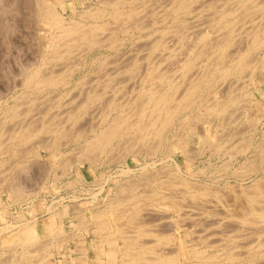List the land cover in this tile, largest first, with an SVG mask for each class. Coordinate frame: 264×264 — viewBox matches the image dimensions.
Instances as JSON below:
<instances>
[{"label": "rangeland", "instance_id": "obj_1", "mask_svg": "<svg viewBox=\"0 0 264 264\" xmlns=\"http://www.w3.org/2000/svg\"><path fill=\"white\" fill-rule=\"evenodd\" d=\"M98 1L99 0H75V6H73V2H74L73 0H71V1L70 0H64L63 3H59V4H57V6H58V10L65 16V18L67 17L66 18L67 20L71 19L72 21H76L77 20V21H81V22H84V23L87 22L86 23L87 25H91V23L94 24L93 21H95L93 18L84 19L82 17L83 18V20H82V18H80L81 17L80 15L78 16L77 14H74V11L76 10L75 12L79 13V10H80V12H82L84 9H86L87 7H91V6H93V8L96 9L97 8L96 6H98L97 5ZM156 1H157V3L160 1V4L162 3V1L165 2L164 4L162 3L161 5H165V4L168 3V2H166V0H148V1L147 0H142V1H139V3L138 2H134V6H135L134 8H137V6H139V5H140L139 6L140 8H141V5H142V8H143V6L148 8V4H149V8H150V5L153 4L157 8L156 12L162 13L163 9L161 10V8H159L161 6H158L160 4L157 5ZM167 1H169V0H167ZM220 1L221 0H217L215 2L218 4ZM233 1H231V0L230 1L222 0L221 2H223V3H221V4L222 5L225 4V7H227L228 3L231 4V2L233 3ZM37 3L39 4L38 0H37V2H36V0H0V108H2V110L0 109V120L4 119L5 118L4 116L7 115V113H8V116H10L9 113H11V111H12L10 109H13V111H15L16 113L20 112V110H19V112H17L18 111L17 108L21 109V112L23 111L22 113L21 112L19 113V115L21 114L20 116H18V115L12 116V121H11V118L9 119V117L7 116L8 118L6 117L5 120H1V122L2 121H4V122H2L0 124V128H1L0 132H3L2 136H1V140H2V142L4 141L3 144L0 146V261L5 260V258H6V260H8L9 257H10V260L14 259V258L17 259V257H18L17 254L20 255L19 257H21L22 254H23V251L25 249H26L25 251L27 252L28 249H31V248L33 249V247H35L34 249L38 250V251H35L34 255H32L33 256L32 259L34 258V261H35L36 258L38 259V260L36 259L35 262L33 261V263H35V264H51V263L55 262L54 260H56L55 264H58V262L60 263L61 260H66V262H67V258L65 259V256L66 257L68 256V260H70L69 259V255H71V254H69V255L65 254L64 256H62V254L65 253L64 247H66L67 244H80L79 247H81V248H78V249H79L81 258H78V261H82V259H83L82 257L83 256L85 257L86 256L85 253L88 252V244H96V246H97L96 254H95V256L91 257L90 264H97V263H101V262H103V264H108L110 260L109 261H107V260L110 259V258L107 257L108 253H106V251L109 252V250H110L109 246L112 243L111 242L109 243L108 242L109 240L107 241L106 238L108 239V238H111V236H112L113 238L116 237V239L114 238L115 241L117 240V244L116 245L118 246L117 247L118 253H117V259L116 260H118L119 264H121L120 261L122 260V258H121L122 256L120 257L121 254H119V251H120V249L123 250L122 246L124 248V241H123L124 240L123 239L124 236L128 237V236L131 235V236H133L132 238H134L135 236L137 237V235L140 234L137 230L140 231L141 228L142 229L145 228L144 230L147 233V236L150 235V233H151V235L148 236L150 238H146L147 236H145V238L142 237V240L143 241L146 240L145 242H148L149 245L150 244L154 245L152 243H156V240L159 241V238L161 236H163V235H160V234H162V233L165 234L166 233L165 236L167 237L166 238L167 240H165L164 242H166L168 240H170V242L172 240V242L169 243L170 245H168L166 243L165 246L164 245H160L159 246V244H158L159 247L158 246L157 247L161 251L164 250L163 252L160 251V253L165 254V253H167L166 250L172 252L171 249H176V247H177V248L180 249V252H181V255H182V264H197V263L200 264V260L195 258V257H193L192 256L193 254L191 255V253H193L192 251H194L195 248H196L195 251L197 249L200 250V251H203L204 249H207V251L205 250L207 252V254L208 253L209 254H211V253L216 254L217 255L216 259L217 260L219 259L218 261L221 262L220 264H222V263H224V264L225 263H227V264H255L254 262H252V263L249 262V258L251 256V254L248 253L250 248L248 247L249 245L247 246V244H251V241H252V244H253V240L254 239L259 240V241H261V239H262V241L264 242L263 227H261L262 228L261 231L263 233L260 232V231H259V233L257 231L255 233L254 231L257 229L256 227H255V230L253 229L254 231H251V227H250L249 223H243L241 220L237 221V219L241 218L240 214L244 211L242 207L243 206H248L249 207V201H250V199H249L250 196L249 195L252 193V191L253 192L257 191L258 192V193L256 192L257 193V199L258 200L260 199L259 203L257 204V205H259V206H257L258 207L257 209L260 210L261 209L260 207H262L263 208L262 210H264V197H263V195H264V159H263L264 158V153H263V151H264V140H263L264 139V120H262L260 122H258V120H253L255 118L259 119V117L264 113V112H262L261 110H258V108L255 107V104H257V103L259 104L260 101H263V103H264V81L262 80L261 75H260L261 74V70L263 69L261 64L264 63V61L262 60V59H264V56H262V55H264V52L259 56V59L257 61V64L260 67H256L255 66V67H252V68H248V69H246L247 71L244 70L242 73H240L241 75L238 74L239 76H232V78L229 77L231 79L228 78L231 82L236 81L235 82L236 85L234 83H232L233 85L231 83L230 84L228 83V84H226V87L223 88V90L224 89H226V90L222 91V90H220L217 87V82L213 83V81H211L213 83V85H214L213 87L215 88V86H216L217 89H218L217 90L216 88L214 89L212 87L213 88L212 91H213V93L218 91L216 93V94H218V96L217 95H213L212 92H211V94H208V93L206 94V92H204L205 94H202L203 97H201V99L196 102L195 106H194V104L192 105L193 102H191V101H189V103H186V104H189L190 106L185 104V108L187 106L189 108L190 107L191 108L189 110H187L186 112L181 113L179 115V117H177V119L175 120L174 126L172 127L171 131H168V136H170V137H168V138L166 137L167 138V139H165L166 142L164 140V145H163L164 149H160V151H158V152L154 150V153H153V151L151 152V148H153L152 146H154V144H156V142H157L156 138H155L156 141H155V139H153L154 141L151 140V144H152V141H153V143L155 142L154 144H152V145L148 144L147 147L146 146H142V148H140L141 145L138 144L137 141L136 142L134 141L135 138H132L133 140L130 139L131 142L128 141V144H129L128 145L126 140H128L129 137H126V138H123V142L126 141V143L124 142L125 144L123 146H122L123 143H120V141H122V139L121 140L118 139V140H116L113 143L112 146H114V147L110 146L107 149L101 150L102 152L100 150H97V151L94 150V152L96 151L95 152L96 155L94 153H93V155L95 156L96 161L94 162V164H93V162L91 164L89 161H86L83 158L81 159V156H83V155H81L82 152L81 153L79 152L81 150L79 149V144L76 141V139H78V133L81 134L80 131H83L82 133H84L83 134L84 137L81 138L82 143H85L87 139L90 140V139L94 138L93 128L96 127L97 129H100L102 126H99V123H100V121L103 118H105L107 116L109 118H112L116 114L115 110H113V112H110V108H108V107H110L108 105L109 101L110 100L114 101V100L110 99L108 96L105 97V95H107L106 93L108 92V90H109V95H110V92H112L113 90L118 91V89L120 90V88H121V90H123V93H124V91H127L129 89L130 91H128V93L127 92L124 93L125 94L124 96L122 95V96H120L121 98L118 97V100L117 99H115V100H117V101L121 100L120 102L123 101V103H124L125 100H128V99H130L129 101L138 100L137 96H138V93L143 92L142 88H144V87H150L151 88V86L154 84L153 82H149L148 79H147V74H148L147 71L150 68H153V69L157 68L156 70H159V72L161 71L160 73H164L165 74V75L163 74L164 78L162 80H159V79L156 80V82L157 81L162 82L164 86L161 85L162 83H160V82H158L160 85L156 84V82L154 84L155 85L154 87H156L158 85L157 88L159 90H160L161 87L162 88L164 87L163 89H167L166 86L168 85L169 80L170 81L174 80L175 82L177 80V82L180 81V83H181L183 78H181L182 77V71H180V70H181V63L183 62V59H185V57L187 58L189 55H192V51L195 52V49L198 47L197 45H199V48H198V50H199L202 44L200 45V43L198 41V38H195V37H197L195 35L196 33L194 34L191 31H188L189 35L186 34L188 38L185 35V37L188 39V41H187V39H185V41L187 42V45H189V47L186 45V43H185V45L187 47L186 46L185 47L190 49V51H188V49H186V48H183V49H186L183 52L182 51L183 49L182 50L180 49L181 47H177L176 45L179 46L180 44H179V40L175 41V39H178L176 34H175V32H176L175 28H177V27L179 28V24L176 21L172 22L174 20L173 19L174 17H172V16L167 17L168 18L167 21L164 22L163 19L166 18V16L169 14L168 12L166 13L164 11L161 15L157 14L155 16L152 15V16L147 17L148 21L150 20L149 22L145 18L146 20L145 19L144 20L147 21V24H146L147 26H149L151 23H153L155 21L157 23L154 24V26H153L154 28L151 29V26H149V28L146 31H144L145 29H143L142 30L143 32H141V31H139V30H137V29H135L133 27L134 26V22H142V20H143L142 18H137V20L135 19L136 21L133 20V22H132L133 24L130 23V25L131 26L133 25V26L132 27L130 26L127 29L123 28L122 26H119V27L117 26V28H119V30L115 26L116 23H114L112 21L111 22L107 21L109 23L108 27H107L108 29H110V28L113 29L115 27L119 31L118 32L114 28L115 29L114 30L115 34L112 36V38L108 34H107L108 36L106 34H103L102 37L100 36L101 39L97 40L98 42L100 41L101 43L99 42L96 46H94L93 47L94 49L93 48L91 49L89 44L85 43V45L87 44L86 46L84 44L81 45L82 47L83 46H85V48L87 47L86 49H84V52L83 51L80 52V54L83 53V55L79 54L78 50L81 51V49H82V47L80 46L81 49H79L80 47L79 48L77 47L78 48L77 52L75 51L77 53V55L74 52V53L68 54L69 56L66 55L67 57L66 56L64 57L65 60L64 59H58L57 60V59L53 58L54 54L52 52V48L50 47L53 44L52 42L54 40L53 38L55 37V33L56 32L53 30L54 28L52 29L50 26H47L43 22L40 14H39V9L38 8H40V7H39V5ZM68 3H70V4H68ZM233 4H235V1H234ZM233 4L229 5V7L231 8V7L236 5V4L235 5H233ZM219 5H220V3H219ZM219 5H218V7L222 6V5H220V6ZM100 8H102V7L100 6ZM124 8L127 9L128 7H124ZM158 8L160 10H158ZM107 9H109V11L111 12L110 8H106L104 11H108ZM203 9L201 11H199L198 13L196 12L195 14H191V15H188V16L186 14H182L183 15L182 17H184L185 21H187L186 26L189 23L190 24H197L200 21L203 22L202 20H207V19H204L205 16L200 17V15H203L202 13L204 11H206V13H207L206 14L204 12V15H207V16L209 15L208 11H210L209 12L210 13V17H211L212 14H214V13H211L212 11L216 12L215 10L211 9L209 5L207 7H204ZM71 10H73V11H71ZM102 10H103V8H102ZM197 16H199V17H197ZM207 16H206V18H207ZM38 17H39L40 20L38 19ZM171 17H172V19H171ZM153 18L155 19V21H153L154 20ZM161 18H163V19H161ZM156 19L157 20L161 19L160 20L161 22H158L159 20L157 21ZM196 19L197 20L200 19V20L197 21ZM165 23L167 25L170 23L169 25H170L171 29H170L169 25L167 26ZM110 25L112 27H110ZM117 25H120V23H117ZM190 26H192V25H190ZM178 28L176 30H178ZM156 29H158V31H156ZM166 29H168L170 31V34H169V31H168V34H167L168 36L169 35H170V37L173 36V38L176 36V38H174V39L170 38L169 39L166 34L163 35V33H161V31H166ZM124 30H126V31H124ZM181 30H183V27L181 28ZM184 30H186V27L184 28ZM187 30H189V26L187 27ZM108 31H110V30H108ZM114 31H113V33H114ZM155 31H156V33H155ZM171 31H173V33H171ZM122 32L123 33L126 32V33L123 34ZM139 32H141V33H139ZM184 32L188 33L187 31H184ZM107 33H110V32H107ZM131 33H133V34H131ZM152 33H153L154 36H152ZM157 33H159V35ZM148 34H150V35H148ZM52 35H54V36L52 37ZM99 35H101V34H98V36L96 35L97 36L96 38L99 39L100 38ZM129 35H131V36H129ZM140 35L142 37H140ZM160 35L163 36L162 39H164L163 40L164 44L162 43L163 45H162V47H160V50L158 49L159 51L151 53V51L148 50L149 48H147L148 46L146 47V43L145 42H147V41L150 42V39H151V41H153L155 39L157 40V38ZM192 35L193 36L195 35L194 36L195 39H192L193 38ZM146 36L149 37V38H147ZM120 37H122V38H120ZM145 37H146V40H145ZM237 38L238 39L235 38L236 47L245 46L246 44H249V42H248L249 39H242L241 35H239ZM108 39H110V40H108ZM111 39H113V40H111ZM165 39L168 42L167 46L165 44V42H166ZM121 40H122L123 43H121ZM127 40H128V42H127ZM170 40L172 42L173 41L174 42L172 43V42H170ZM105 41H107L108 44ZM134 41L136 42V45H135ZM137 41H138V43L140 42L142 44L139 43L140 46H137V44H138ZM189 41H191V43ZM119 42H120L121 45H118L117 49H113V48L110 47L112 45V43L119 44ZM149 42H147V45H149V47H150L151 44ZM176 42H178V44ZM102 43H103V45H102ZM105 43H106L107 46L105 45ZM131 43H132V45L134 43L133 46H135V47L131 46ZM49 44H51V45L49 46ZM170 44H172V45L174 44V45L171 47ZM191 44H193L192 47H191ZM101 45L103 46V48H102ZM129 46L132 47V50H130L131 48ZM140 47L141 48L143 47V48L141 49V51H138V50H140ZM170 47L172 48V53H174V54H171L170 50H169V52L167 50H165L166 48L170 49ZM176 47H177V50L178 49L180 50V51L178 50L179 52L176 51ZM193 47H195L194 50H193ZM45 48L47 49V51H45L46 50ZM128 48H129L130 54H133L136 51H138V52H142L143 51V52L141 54L140 53H136V55L134 53L133 55L130 56V54L128 53V50H127ZM144 48H147L146 50L149 51V52H145L146 50ZM173 50H175V51H173ZM198 50L196 49V51H198ZM126 51H127L128 54L127 53L125 54ZM186 51H187V53L185 54ZM233 51L236 52L235 49ZM85 52L86 53L88 52V53L85 54ZM165 52H166V56H164ZM175 52H178V53H175ZM190 52H191V54H190ZM157 53H158V55H156ZM137 54H139V56ZM42 55H44V56H42ZM49 55L52 56L53 59H51V57H48ZM72 55H74V56L72 57ZM85 55H86V58H85ZM113 55L117 56L118 58L121 57V59H118L116 57L113 58ZM119 55H120V57H119ZM128 55L130 57L124 58V60L121 62L123 57H126ZM141 55L145 56V57H142ZM175 55H177L176 56L177 59H176ZM184 55H187V56L184 57ZM254 55L256 56L257 54L255 53ZM45 56L47 57V59H46ZM78 56H81L83 58H80ZM135 56H138L137 59H135L134 61L131 59V61H130V58L134 59ZM168 56L174 57V59L177 60V62H175V64H174L175 60L173 59L172 61H170V58L168 59ZM69 57H71V59ZM148 57H152L153 59L154 58L155 59L154 60L152 58L148 59ZM165 57H167V59H165ZM178 57L180 59L181 58L182 59L180 60ZM42 58H43L44 61L42 60ZM48 58L50 59L51 62L49 61ZM76 58H77V60H76ZM79 58L82 59L83 62H82V60L80 61ZM114 59H115V61L118 60L117 61L118 64H116V62H115L116 65L114 63H110L112 60H113L112 62H114ZM127 59L130 62H128ZM151 59H152V62H151ZM46 60H48L49 62L46 61ZM59 60L61 62L63 61L64 63L62 64ZM119 60H120L121 63L125 62V65H121ZM136 60H138V61H136ZM160 60H162V61H160ZM178 60L181 61V62H179ZM259 60H261V61H259ZM65 61L74 63V64L71 65V68L73 67V69H75V67H76L75 71L73 69H70V70L68 69V64L70 65L71 63L67 62V68H66L65 67L66 66V64H65L66 62ZM75 61H76V65L79 68H77V66L75 65ZM77 61H78V64H77ZM99 61H101V62H99ZM102 61L105 62V63H102ZM147 61H148V63H147ZM45 62H47V63H45ZM55 62H57V63L59 62L57 67L55 66L57 64ZM84 62H86V63H84ZM126 62H128V63L126 64ZM94 63H96V64H94ZM137 63H139V64H137ZM172 63L174 65H172ZM178 63H179L180 66L178 65ZM60 64H62V66ZM98 64L101 67H99ZM135 64H136V66L137 65L138 66L137 67L134 66ZM155 64H156V66H155ZM51 65H54V66H51ZM84 65H85V67H84ZM87 65H88V67H87ZM108 65L109 66H113L114 65V67H109ZM119 65L121 67V70H120L121 73H119L117 71L118 69H120V67H116V66H119ZM130 65L132 67H134V68H132ZM163 65H164V67H163ZM171 65H172V67H171ZM28 66L31 67V68H29ZM37 66H39L40 69H43V71H46V72L47 71L50 72V68L51 67L54 70H55V67H56L57 71L55 70L54 71L55 73H58V69L59 68H60L59 70H61L62 68L63 69L65 68L64 69L65 71L63 70L65 72V74L61 70V72L60 71L59 72L62 74V76H59L60 75L59 73L57 75L59 77H61V78L63 77L62 79L64 81H66V80L68 81L69 80V83L66 81V83H64L60 87L58 86V87L54 88L53 90L51 89L50 91L45 90V92H43V93H42L41 86H40V88H41L40 89L39 86L37 85V83H35L36 84L35 87L31 86L33 83H31L30 86L27 87V85L25 84L26 78H27L26 76H28V72L27 71L33 70V69H37V68H35ZM59 66H61V67H59ZM103 66L104 67L106 66L105 69L103 68ZM125 66H126V68H125ZM127 66H128V68H127ZM177 66H179V67H177ZM42 67H45V68H42ZM95 67H98V68H95ZM108 67L110 69L112 68V70L107 69ZM115 67L118 68V69L115 70ZM138 67H140V68H138ZM52 68H51V71H53ZM99 68H101V71H100ZM131 68H132V70H131ZM159 68H161V70ZM165 68H166V70H165ZM27 69H29V70H27ZM88 69H89L90 73H88ZM113 69H114V71H113ZM134 69H136V70H134ZM252 69H254V71H252ZM122 70H124V71H122ZM125 70L127 72H129L131 70L129 72L131 74L127 73ZM136 71L137 72L141 71L143 73H141V72L137 73ZM259 71H260V73H259ZM74 72H75V74H74ZM97 72H99V73H97ZM101 72L103 73V75L106 72L108 74H111V75H108L106 73L108 76H110V78L109 77L106 78L105 76H107V75H104V76L101 75ZM135 72L138 75L137 74L133 75V73H135ZM159 72L157 73V75L159 74ZM194 72L195 71H193V73ZM253 73H255L256 75L253 74ZM70 74H72V75H70ZM97 74H100V75L98 76ZM124 74L126 75V79L127 80L123 77ZM128 74H129L130 77H128ZM140 74H142V75H140ZM214 74H213L214 76L212 75L213 77L216 76L215 72H214ZM96 75L99 78H97ZM131 75H132L133 78L135 77L134 80L132 78L133 81L131 80ZM139 75H140V77H139ZM80 76H81V78H80ZM120 76H122V78H120ZM212 76H211V78H212ZM241 76L242 77L245 76V77H243L241 79ZM24 77H26V78H24ZM90 77H92L94 79V83L92 81L93 79L90 78ZM100 77H102V79H100ZM166 78H167V81H165ZM86 79L89 80V81L91 80V83H89V81L86 82L87 81ZM95 79L97 80V82H100V83L97 84ZM120 79L121 80L125 79V81L123 82V80H122L121 83H120V81H119ZM239 79H241L244 84ZM79 80H80V82H79ZM83 80H85V82ZM102 80H105V81H102ZM237 80H239V83H238ZM247 80H248V82H247ZM153 81H155V80L153 79ZM81 82H84V85ZM107 82H109V83H107ZM166 82H167V84H166ZM105 83L107 84V86L105 85ZM124 83H125V85H124ZM180 83H179V85H180ZM237 83H238V85H237ZM246 83H247V85H246ZM35 84H33V85H35ZM89 84H90V86H89ZM126 84H127V86H129L128 88H127ZM240 84H243V85L240 86ZM85 85H86V87H84ZM92 85H95V86H93V88L95 87L96 89L94 88V90H93V88L91 87ZM104 85H105V87H104ZM248 85H250L249 88H251V86L252 87L255 86L256 89H254V91H253V94H254L253 96L255 98L253 96L250 97V95L248 94L249 98H250L249 99L248 95L247 96L245 95V93L247 94V93L250 92V89H248V87H246ZM87 86H88L89 89L87 88ZM108 86H110V87H108ZM117 86H119V87H117ZM135 86H136V90L137 91L135 89H133ZM30 87H33V88L30 89ZM76 87H77V90L80 88L78 92L76 90ZM82 87L84 88V90L87 89L88 91L89 90H93L95 92L99 91V93L106 98V99H103V101H101V103H103V105L101 107L104 108V105H105L104 101L107 102V105H105L106 108H104L102 115L99 114V113L102 112V108L98 109V110L101 111L99 113H98V111H97V113H95L93 111H88L89 114L93 112L95 115L92 114V115H94V116H92V115H89L87 113L86 117H87V115H89L87 117L89 119L88 120H86L87 118L81 119L80 123L79 122L77 123L80 126L78 125V128H76L77 125L75 124L76 126L75 125L72 126L74 123L72 124L69 121V119H68V117L70 115L69 112H68L69 110L64 109V108L62 109L59 106H62L61 105L62 102L65 103L66 101H68L69 96L71 97L73 94L77 95L80 92ZM124 87L126 88V90H125ZM38 88L40 89L39 91H38ZM72 88H74L75 90H73ZM104 88H106L108 90H104ZM130 88H132L133 91ZM23 89H24V92H23ZM102 89H103V91H102ZM71 90H72V92H71ZM219 90L222 92L221 94H220ZM60 91H61V93L59 94ZM134 91L136 93L135 94L136 96L135 95L134 96L133 95L130 96V94H132V93L134 94ZM34 93H36V94H34ZM37 93H38V95H37ZM68 93H70V95ZM224 93H225V95H224ZM219 94H220V97H219ZM235 94L239 95V97L237 95H235ZM18 95H20V96H18ZM47 95H49L48 98L54 97L55 100H57V104L56 105H58L59 103L60 104L58 106L53 105V104H55V101L54 102L52 101L53 104L52 103L50 104V101L52 99H54V98L49 100L47 98ZM66 95L67 96L69 95V96L67 97ZM86 95H88V94H86ZM206 95H207V97H205ZM209 95H210V97H209ZM211 95H213L212 98H211ZM227 95H228L229 98L230 97H234L236 99L238 97L236 100H238V103L240 102V104L239 105L236 104V105H237V108L239 107L238 111L240 113H238L237 109H235L236 112L234 111V107L236 108V105L231 106L229 108L230 110L233 108L232 111H229V112H232V114L234 115V116H232V118H231L230 115H228L229 112L225 115V118H224V116H222V117L219 116L220 118L215 116L216 118H214L213 115L211 116V115H208L207 113H205L204 104L206 103V101H210L212 103H215L214 101L217 102V100H218V103H219V100H221L222 102H220V103L221 104H225L227 102V100H229ZM243 95H244V97H242ZM55 96L57 98H59V97L60 98L57 99ZM215 96H216V98H215ZM45 97L47 98V100L43 99ZM65 97H67V98H65ZM85 97L87 98V96H85ZM107 97H108V99H107ZM126 97L127 98L129 97V98L127 99ZM223 97H225V98H223ZM86 98H84V96L82 97V99H86ZM208 98H211V99L207 100ZM213 98H214V101H211ZM144 99L146 100V97L145 98L139 97V100L135 101V102H137V104L139 106L142 103V101H144ZM64 100H65V102H64ZM140 100H142V101H140ZM200 101L203 102V103L201 104ZM246 101H247V103H245ZM36 102L41 106V107L38 106L39 108H41V111H39L40 109L38 110V108H36V106L38 105ZM41 102H43L45 104H43ZM47 102L49 103V105H51L54 108H52L49 105H47ZM138 102H141V103L139 104ZM41 104H43L45 108H42L43 105H41ZM142 104H144V102ZM219 104H218V107H220V106L223 107V105H221V104L219 105ZM250 104H253V105H251V109H250ZM9 105H11V106H9ZM30 105L31 106L34 105V107L38 111H36V110H35V112L34 111H29V110H32V109L34 110V107L33 106L31 107ZM124 105H125V103H124ZM130 105L132 107H134V104H130ZM48 106H49V108H47ZM128 106H129V104H128ZM128 106H126V109H127ZM29 107L32 108V109H29ZM132 107H130L131 110H132ZM59 108L61 109L60 113H58V111L60 110ZM135 108H136V106H135ZM198 108L200 109V111L197 110ZM243 108H245V110ZM255 108L257 109V111H256ZM25 109H27V111H28L26 114L33 112L31 114H28L29 117L33 118V115H34V117L40 115L38 117H35L36 118V121H34L35 125L39 123L38 125L42 126L43 123H45V121L46 122L50 121L49 118L55 117L56 119H53L54 122L56 120L57 123H58V121L61 123V126H66L65 130L66 131H67V129L69 130V131L66 132L67 133L66 134V138L63 137V139H61L62 137H60V139L62 141L65 140V142H67L68 141L67 138H69L70 139V143H67L65 146L63 145L61 147V149H62L61 151L63 152L62 157L56 159V157H54V155H53L54 150H48V149H45V148H43L41 146L42 143L44 142L43 140H45V139L48 140L49 136L46 133L37 132V131H35V132L34 131H30L29 133H31L32 137L29 136V138L27 140H25V142H22L20 144H14V145L12 144V140H13L12 136H14L15 133L18 134V133L21 132V131H19V129H21V126H22V125L20 126V123L22 122V124L24 126V123L26 124V122H27V124H28L31 121V118L27 117L28 115L25 114V111H26ZM42 109H47L46 110V114L44 112L45 110L43 111ZM50 109H52V110L50 111ZM246 109H247V111H246ZM6 111H7V113H5ZM105 111H107L108 113L105 112ZM126 111H130V110L128 109ZM196 111H198V112H196ZM36 112H43V113H39L38 115H36L37 114ZM73 112L74 113L77 112L76 113V116H77L76 119H78L80 117L77 114L80 115V113H82V111H80L79 109H76ZM73 112H72V114H74ZM114 112H115V114H114ZM53 113H55V115ZM204 113L206 114V116L204 115ZM49 114H52V115H49ZM57 114H58V116H56ZM189 114L192 116L191 118H190ZM41 115H42V117H41ZM99 115L101 116V118L98 120V118L100 117ZM193 115H195V116H193ZM95 116H96V118H95ZM137 116L138 115L135 114V117H134V119L132 118V120L137 121L138 120ZM187 116H189V117H187ZM202 116H204V118ZM21 117H24V119H25V117H27L26 119L29 118L30 121L29 120L26 121V120L23 119L24 120V123H23V120L21 119ZM45 117H46V119H45ZM93 117H94L95 121H94ZM183 117H184V119H183ZM211 117H213L212 118L213 120H211V121H213V123L209 120V119H211ZM226 117H228V118L226 119ZM247 117L249 119H247ZM42 118H44V119H42ZM186 118H188L189 120L186 119ZM221 118L224 119V120L222 119V121H221L222 123L225 120H227V121H225L224 124H222V123L220 124L218 122V120L220 121ZM13 119L15 121L16 120L17 121L14 122ZM18 119L21 121V122L19 121L20 123L18 122ZM180 119H181V121H184L183 124L181 123ZM235 119H237V120H235ZM250 119H251V121H249ZM8 120H10V121H8ZM208 120L211 123H209ZM85 121H87V123L89 121L90 122L87 124ZM145 121H146L145 122V124H146L147 120H145ZM179 121H180V123H179ZM13 122L15 123V125H14ZM17 123L20 126L19 129L17 127L18 125H16ZM70 123L72 125H70ZM7 124H9V126H10L9 128H8V126H6ZM218 124H219V127H217ZM178 125H179V128L177 129ZM220 125H222V126H220ZM246 125H248V127ZM13 126L17 127L18 130H16ZM40 126H37V127H40ZM74 127H75V129H74ZM81 127H84V128H81ZM214 127H215V130H214ZM216 127H217V129H216ZM134 128L135 129H131L130 130L132 132L130 136H132L133 134H137L138 135V133H139L138 129L136 127H134ZM11 129L12 130L15 129V130L11 131ZM77 129L78 130L80 129V131H78ZM225 129H227V130H225ZM73 131H76L77 137L75 135L76 133L73 132ZM92 131H93V133H92ZM23 132L24 131H22L21 133H23ZM175 132H176V136L178 138H175ZM177 132H178V134H177ZM179 132H180V135H179ZM233 132H235V133H233ZM33 133H34V135H33ZM64 133H65V131H64ZM86 133H87V135H85ZM10 134L12 135L11 137L9 136ZM230 135H233V136H230ZM37 136H39V138ZM171 137L173 139H175V140H173ZM195 137H196V139H195ZM199 137H203V141L201 140V138L199 139ZM205 137L208 138V139H205L206 141L204 140ZM40 138L41 139L44 138V139L41 141ZM179 138L180 139L184 138L187 141L185 149H179L178 147L174 148V149L172 148L171 144L176 142ZM171 139H172V142L169 141ZM193 139H194V141L196 140L198 142V144L202 145V146H200V148H204V149L200 150V152H197L195 150V149H197V142L195 141L196 145H194L195 143H193ZM197 139H199V140H197ZM135 140H137V138ZM8 141L10 142V144L8 143ZM133 141H134V143H133ZM210 141H212L211 144H209ZM219 141H222V142L218 143ZM65 142H63V143H65ZM37 143L38 144L40 143L39 144L40 146H38ZM118 143H120V144H118ZM132 143L135 144V146ZM222 143L224 144V147L221 148ZM130 144H131V147H130ZM188 144L191 147H189ZM11 145H13V146H11ZM125 145H127V146H125ZM136 145H139V146H136ZM240 145L245 147L244 150H243V147H241ZM9 146L11 148H9ZM128 146H129V148H128ZM133 146L136 147V148L139 147L142 150V151L139 150L141 153L139 151H137V152L135 151L136 153L133 151L134 152L133 153L132 152V149L134 148ZM217 146H218L220 151L218 150ZM148 147H151V148L147 149ZM169 147H171V148H169ZM198 147H199V145H198ZM116 148H117V151L115 150ZM126 148H128V149H126ZM139 148H137V149H139ZM1 149H3V150H1ZM112 149L114 151H113V153L111 155L110 151H112ZM143 149H144V151H145V149L148 150V151H145L146 152L145 153L143 151ZM254 149H256L255 152L257 150L259 151L260 149L263 150V151L260 150L261 156H260V153L257 154V156L259 155V157H257L258 159L256 157H254V159H253V157H252L254 154H256L258 152L257 151L256 153L253 154ZM35 150H37V151H35ZM133 150H136V149L134 148ZM185 150H187L189 153H187V151H185ZM33 151H35L36 154ZM129 151L132 152L133 154L132 153L130 154ZM183 151H185V152H183ZM198 151H199V148H198ZM121 152L122 153L125 152L124 153L125 155L122 154ZM148 152L150 153V155L148 154ZM195 152H197V153H195ZM245 153H247V154H245ZM75 154L76 155L80 154V155L76 156ZM96 156H98L99 159H97L98 157L96 158ZM169 156H170V158H168ZM250 156H251L252 160H251V158H249ZM64 158H65V161H64ZM79 158H80V160H78ZM255 158H256V160H255ZM174 159L177 161L178 164H180L179 166L181 168L180 170H181L182 176L187 178L188 180H190L189 182H190V185L194 188V193H200L199 195L202 196L203 198H206L207 201L202 202V204L201 203L200 204L197 203L196 202V198L194 196H193L194 198H192L190 194H185L184 192L181 191V188H179L181 186H178V188L180 189L179 190L177 188L178 191L170 190L171 189V185H172L171 180H173V176L170 175V171H172L170 168H172L174 166V164H175V162L173 164ZM81 160L82 161L85 160V164L80 166L81 167V171H80V174H79V173L76 172V167L78 166V164H80L79 162ZM62 161H63V163H62ZM241 162H242V164H241ZM247 162L248 163L251 162V163L248 164ZM254 162L257 163V166H258V164L260 165V167H258L259 170H256L257 172L256 171L250 172L251 171L250 169L248 170L247 168H245V166L247 167L248 165H252ZM64 163H65V165H64ZM93 166H94V168H93ZM248 168H249V166H248ZM169 169H170V171L168 172ZM158 171L159 172L161 171L160 172L161 175H160V173H158ZM163 171L167 172V174L163 173ZM247 171L249 173H247ZM144 174H146V175L144 176ZM243 175H245V177ZM55 177H56V179H55ZM138 180H140L141 182L140 181L138 182ZM158 181H159V183H157ZM164 181H167V183L166 182L164 183ZM142 182H143L144 185L142 184ZM131 183L133 185L135 183V186H137V187L135 188V186H133V187L129 186ZM124 184H126V186ZM139 184H141V185H139ZM168 184H170V185H168ZM199 184H201V185H199ZM104 186H106V188L108 189L107 192L103 191L104 190ZM120 187H122V188H120ZM119 189H120V191H118ZM161 189H162V191H161ZM243 189H244V193H243ZM122 190H123V193H125V194L122 193L123 195L119 194L120 192H122ZM143 191H145V193ZM155 191L156 192L158 191V193H159L158 195L156 194L157 196L154 195V194L150 195V193L152 194V192L156 193ZM249 191L251 193L248 195ZM255 192L253 194H255ZM127 193H129V195ZM136 193H137L138 197L134 196L135 197L134 200L132 199V201L120 206V210L123 209V212H122L123 214L122 215H118V213L116 211H113V212L109 211L110 212L109 213L107 210H105V211L103 210V209H107V207H110V202L112 200H114V199H112L113 197L117 198L118 196H120L121 198H123V197H127L126 195H128V196L132 195V197H133V195H136ZM141 193L143 195L148 193L147 195H148V197L150 195V197L147 198V195L146 196L144 195L145 196L144 197L143 195H141ZM203 193H204V195H202ZM138 194H140V195H138ZM163 195L164 196L167 195V197H169L170 200L166 199V198H165V200H163V199L157 200L156 199V198H158V196H163ZM152 196L153 197L155 196L153 199H156V200H152L151 199ZM170 196H172V197L176 196V199H175V197L172 198ZM254 196H256V194ZM178 197H179V200H178ZM136 198H137V200H136ZM143 198H145V199H143ZM208 198H209V200H208ZM171 199H175V201L177 200L179 202V204H181L182 201H183V203H182L183 205L181 204L182 207L179 208V209H183V212H184L185 211V207H186L185 214L186 215L188 214L189 216L188 215L187 216L186 215H182V216H185V219L182 216L180 217L178 210L177 211L174 210L173 205L175 203H173V200H171ZM104 202H106V203H104ZM190 202H192V203H190ZM206 202H208V203H206ZM132 204H133V206H132ZM135 204L138 205L139 207L138 208H134ZM168 205L170 206V208H169ZM184 205H186V206H184ZM188 205H189V209L187 208ZM171 206H172V208H171ZM248 207H246L245 209H247ZM75 208L76 209L78 208L79 210L78 209L76 210ZM141 208H142V210L140 211L139 209H141ZM227 209H229V210H227ZM248 209L246 210L247 212H248ZM102 210L107 215L104 212H103L104 215H102ZM158 210H159V213H158ZM127 211L129 212V214H128ZM137 211H139V212L137 213ZM211 211H212V213H211ZM223 212H224V214H223ZM134 213H135V216H138V215L142 216V217L138 216L139 218L136 217V218H138L137 221H138V224H140V226L135 225V223H133V224L129 223V221H130L129 218L131 216H133L132 214H134ZM168 213H169V215H168ZM73 214H75V215L80 214L79 220L75 219L73 221L72 220ZM99 214H100V216L102 215L103 217L104 216L105 217L102 219V217H100ZM123 215H125L124 218H123ZM162 215H163V217L164 216L170 217V215H171L172 216L171 218L175 222L177 221V223H178V221L180 220L181 223L179 221V225L180 224L181 225L180 226L178 225V226H176V228H172L171 229V228H169L167 226L168 225L167 223H164L163 224L164 227L162 226V228H160L159 231H158V225H157L158 223H156V222H157V220L161 221L160 218H158V216L159 217L161 216V219H163ZM247 215H249V212L246 213V216ZM41 216H42V220H43L42 221L43 222L42 226H43V228L45 226L46 229L44 230L45 232L42 231V233L38 231L39 236H40V239L38 241L39 243H36L32 247L29 244V242H28V244H25L26 241L25 242L23 241L25 239L22 238L23 234L21 233V231L23 232L25 230L26 226L28 225L27 223H30V222L34 223V221H35V223L37 224L36 221ZM97 216H98V218H97L98 220L96 219ZM121 216L123 218L122 220L120 219ZM249 216L251 217V215H249ZM94 217H95V219H94ZM233 217H235V218H233ZM99 219H101V220H99ZM164 219H167V218H164ZM192 219H193V221H192ZM229 219H232V220H229ZM100 221H101V224L103 223V225H105V227L103 228V231L101 230ZM185 221H188V222H185ZM197 221L199 222L198 224H197ZM209 221L210 222L212 221L211 223H214L216 221L215 224L220 223V221H221V223H223V225L221 227L215 228L214 233H216V234L214 235V233H213L212 236H210V235L212 233L211 231H213V230L210 229L211 231L208 232V229H207V228H210V226H209L210 222ZM236 221L239 222V223L236 224ZM139 222H141V223H139ZM183 222L186 225H184ZM231 223L232 224L235 223V224L232 225ZM189 224L191 226H189ZM244 224L245 225L246 224L249 225V227L245 228L246 226ZM182 225H184V226H182ZM235 225L236 226L239 225V226L236 227ZM148 227L150 229L154 230L155 232H161V233H158L159 235H157V233L154 234L155 232H153L150 229L148 230ZM242 227H244L245 229L242 228ZM234 228H236V229H234ZM252 228H254V227H252ZM98 229L101 231V232L99 231L100 233H98ZM104 229H107V230H104ZM109 229L112 230V231H108ZM124 229H125V231L127 229V232H125V234H124ZM229 229H231V230H229ZM246 229H247V231L250 230L251 232L249 231L248 234H247L246 233L247 231H245ZM76 230H78V231L76 232ZM162 230H163V232H162ZM232 230H235V231H232ZM237 230H239V231H237ZM136 232H138L137 235H136ZM146 233H143V234H146ZM240 233H241L242 236L240 235V239H239L238 235ZM186 234H188V235H186ZM221 234H222V236H223V234H226V235L223 236V238L224 237H226V238L223 239L222 237H220ZM249 234H250V236H249ZM153 235H155V238H154ZM227 235H229V236H227ZM16 236H18V237H16ZM72 236H74V237H72ZM245 236H246V238H244ZM255 236H260L261 238H258V237H255ZM156 238H158V239H156ZM168 238H171V239H168ZM193 238H195V239H193ZM206 238H207V240L210 239V240H208L210 242L213 241L212 242L213 243L212 246H214V245L217 246L220 242H221L220 244H223V242H226L224 244H227V243L232 241L231 242L232 244H238L239 243V247L236 246V245L235 246L233 245V246H230L229 249L224 250V246H223V247L219 248V251H218V248H210V247L207 246V244L204 243L205 242L204 240H206ZM219 238L220 239L222 238V239L220 240ZM62 239H63V241H62ZM231 239H236V240L238 239V240L237 241L235 240L236 242H233L234 240H231ZM151 240H153V241H151ZM227 240H230V241L228 242ZM259 241H257L256 243L254 242V244L258 245ZM41 242H42V245H41ZM103 242H104V244H103ZM22 243L25 244L24 247H23ZM101 244H103V246ZM245 244H246V246H245ZM28 245L31 248H29ZM259 245H261V244H259ZM19 246H21V248ZM100 246H102V247H100ZM174 246H176V247H174ZM49 247H50L51 250L49 249ZM52 247H53V249H52ZM187 248H188V251H187ZM232 248H233V251H232ZM12 250H13V253H12ZM20 250H22V252ZM244 250H245V253H244ZM14 251H15V253H14ZM184 251H187L189 253L188 256H187V252H184ZM209 251H211V252H209ZM231 251H232V253H235L237 256L240 255L239 257L236 258V260L233 259V260H235L233 262H232V260H229L228 258H223V257H227V254H229ZM173 252H175V251L173 250ZM223 252L224 253L227 252V254H225L226 256L223 255V257H222L223 260H222L220 256H222V254H224ZM261 252H260V255L258 256L259 258H256V264H260V263L264 264V260H263L264 259V254H263L264 253V244H263V249H261ZM103 253L106 254V256ZM14 254H15V256H14ZM40 255H42V256H40ZM87 255H88V253H87ZM38 256L40 257V259H39ZM241 256H243V257H241ZM88 257H89V255H88ZM188 257H190V258H188ZM29 258H31V256H29ZM191 258H192V260H191ZM45 259H47V260H45ZM89 259H90V257H89ZM195 259H196V261H195ZM225 259H228L227 262H225ZM48 261L50 263H48Z\"/></svg>", "mask_w": 264, "mask_h": 264}, {"label": "bare ground", "instance_id": "obj_2", "mask_svg": "<svg viewBox=\"0 0 264 264\" xmlns=\"http://www.w3.org/2000/svg\"><path fill=\"white\" fill-rule=\"evenodd\" d=\"M39 1V7L40 8H38L39 9V14H40V16H41V18H42V20H43V22L47 25V26H50L56 33H55V37L53 38L54 40H53V44L51 45V44H49V46L52 48V52H53V58H55V59H64V57L66 56V55H68V54H70V53H74L75 51L77 52V49L82 45V44H84L85 45V43H87V44H89V46H90V48L92 49L94 46H96L99 42L97 41V40H100L101 39V37H102V35L103 34H108L109 36H111V38H112V36L115 34V29L117 28V26L119 27V26H122L123 28H129L131 25H130V23H132L133 22V20H137V18H142L143 20L146 18L147 19V17H149V16H155V15H157V14H159V15H161L164 11L167 13H169L167 16H166V18H161V19H163L164 20V22H166L167 21V17H170V16H172V17H174L173 19V21L172 22H174V21H176V22H178V24H179V28H178V30H176L177 28H175V34H176V36H177V38L178 39H175V41L177 40H179V44L181 45H176L177 47H181L180 49L182 50L183 48H186L187 46L189 47V45H187V42L185 41V39H187L188 37H187V35H189V32L188 31H191L192 33H196L195 35L197 36V37H195V38H198V41H199V43H200V45H201V47H200V49L198 50V48H199V45H197L198 47L196 48L198 51H196V49H195V52L194 51H192V55H189L187 58L185 57V56H187V55H184V57H185V59H183V62L181 63V70L180 71H182V77L181 78H183L182 79V82L180 83V81L179 82H177V80H176V82L174 81H170L169 80V83H168V85L166 86L167 87V89H163L162 87V89L160 88V90L157 88L158 87V85H160L158 82H160V81H157L156 82V80H162L163 78H164V73H160L159 72V70H156V69H153V68H150L148 71H147V79H148V81L149 82H153L154 84H155V82H156V84H158L156 87H154L155 85L153 84L152 86H151V88L150 87H144V88H142V90H143V92H141V93H138V96H137V98H138V100H139V97H142V98H145L146 97V100L144 99V101H142V100H140V101H142V103L144 102V104H142L141 102H138L140 105L138 106V104H137V102H135V101H138V100H135V101H129L130 99H128L127 97V99L128 100H125L124 101V103H125V105H124V103H123V101L122 102H120V101H117L118 100V97H120V96H124L125 94L124 93H128V91H130L129 89L127 90V91H124V93H123V90H121V88H120V90L117 88V87H119V86H117L116 88L118 89V91H115V90H113L112 92H110V95H109V90L108 89H106V88H104V90H108V92L106 93L107 95H105V97L106 96H108L110 99H112V100H114V101H109V106L110 107H108V108H110V112H113V110H115V112H116V114H115V112H114V116L112 117V118H109L108 116L107 117H105V118H103L101 121H100V123H99V126H102L100 129H97L96 127H94L93 128V131H94V138H92V139H87L86 140V142L85 143H82V141H81V138H83L84 137V133H82L83 131H80V129L78 130V131H80L81 132V134L80 133H78V139H76V141L78 142V144H79V149L81 150V151H79L80 153L82 152V154L81 155H83V156H81V159L83 158V159H85L86 161H89L91 164H92V162H93V164H94V162L96 161V159H95V156L93 155V153L95 154V152L97 151V150H104V149H107L108 147H110V146H112L113 145V143L116 141V140H121L122 139V141H120V143H123L122 144V146L126 143V141H127V144H128V141H130V139L131 140H133L132 138H137V140H135L134 139V141L136 142L137 141V143L138 144H140L141 146H140V148H142V146H146L147 147V145L148 144H151V140H153V139H157V142H156V144H154L153 143V141H152V144H154V146H152L153 148H151V147H148L147 149H149V148H151V152L153 151V153H154V150L155 151H160V149H164L163 147V145H164V140L165 139H167L168 137H170V136H168V131H171V129H172V127L174 126V123H175V120L177 119V117H179V115L181 114V113H183V112H186L187 110H189L190 108L187 106L186 108H185V104L186 103H189V101H191V102H193L192 103V105L194 104V106H195V104H196V102L197 101H199L200 99H201V97H203L202 96V94H205L204 92H206V94L208 93V94H211V92H212V94L213 95H217L218 96V94H216L218 91H216L215 93H213V91H212V89L214 88L213 86V83H216L217 82V87L220 89V90H222V91H224V90H226V89H224L223 90V88L224 87H226V84H232V83H234L235 84V82L236 81H233V82H231L229 79H231L232 78V76H239L238 74H240V73H242L244 70H246V69H248V68H252V67H260L258 64H257V61H258V59H259V56L264 52V0H234L235 1V4H233L234 3V1L233 0H231V1H233V3L231 2V4H233V5H235V6H233V7H229V5H231V4H229L228 3V6L227 7H225V4L224 5H222L221 3H223V2H219L220 3V5H222L221 7H218V5H219V3L217 4L215 1H217V0H169V1H167L166 0V2H168L167 4H165V5H161L162 3L164 4L165 2H163L162 1V3L160 4V1L157 3V1H156V3H157V5L158 4H160V5H158V6H161V7H159V8H161V10L163 9V12L162 13H159V12H156V7L153 5V4H151L150 5V8H149V4H148V8L147 7H144L143 6V8H142V5H141V8L139 7V6H137V8H134L135 6H134V2H138L139 3V1H142V0H99L98 1V3H97V5L98 6H96L97 8L96 9H94L93 8V6H91V7H87L86 9H84L82 12H80V10H79V13H77V12H75L74 11V14H77L78 16L80 15L81 17L80 18H84V19H86V18H89V19H91V18H93L95 21H93L94 22V24H92L91 22V25H87L86 23H84V22H81V21H72L71 19H69V20H67L66 18H65V16L58 10V6H57V4H59V3H63V1L64 0H38ZM71 1V0H70ZM74 2H73V6H75V0H73ZM148 1V0H147ZM228 1H230V0H228ZM237 1V2H236ZM36 2H37V0H36ZM81 2V1H80ZM145 3V2H144ZM68 4H70V3H68ZM77 4V3H76ZM138 5V4H137ZM210 6V8L211 9H213V10H215L216 12H211V13H214V14H212L211 15V17H210V11H208V16L210 17H208L207 15H204V12L206 13V11H204L202 14L203 15H200V17H202V16H205L204 17V19H207V20H202L203 22H198L197 24H190V25H192V26H190L189 24L186 26V24H187V21H185V19H184V17H182L183 15L182 14H186L187 16L188 15H191V14H195L196 12L198 13L199 11H201L204 7H207V6ZM219 5V6H220ZM100 6L103 8V10H102V8H100ZM154 6V7H153ZM123 7V8H122ZM124 7H128L127 9H125ZM139 7V8H138ZM81 8V7H80ZM106 8H110L111 9V12L109 11V9H107L108 11H104ZM158 8V10H160ZM209 8V7H208ZM207 8V9H208ZM37 9V10H38ZM210 9V10H211ZM36 10V11H37ZM157 10V11H158ZM204 10V9H203ZM71 11H73V10H71ZM37 13V12H36ZM38 14V13H37ZM207 14V13H206ZM164 16V15H163ZM195 16V15H194ZM206 16H207V18H206ZM172 17H171V19H172ZM197 17H199V16H197ZM83 18H82V20H83ZM152 18V17H151ZM150 18V19H151ZM38 19H39V17H38ZM75 19V18H74ZM145 19V20H146ZM154 19V18H153ZM152 19V20H153ZM160 19V20H161ZM40 20V19H39ZM135 20V21H136ZM142 20V22H134V28L135 29H137V30H139V31H141V32H143L142 30L143 29H145L144 31H146L148 28H149V26H151V29L152 28H154L153 26H154V24H156L157 22L155 21V19L153 20V21H155V22H153V23H151L149 26H147L146 24H147V21H148V19H147V21H143ZM157 20V19H156ZM159 20V19H158ZM157 20V21H158ZM158 21V22H161V21ZM197 20V19H196ZM200 20V19H199ZM199 20H197V21H199ZM85 21V20H84ZM90 21V20H89ZM110 21H112V22H114V23H116V28L114 29H112V28H110V29H108L107 27H108V22ZM150 21V20H149ZM148 21V22H149ZM195 21V20H194ZM146 22V23H145ZM163 22V21H162ZM175 22V23H176ZM193 22V21H192ZM117 23H120V25H117ZM168 23V22H167ZM171 23V22H170ZM169 23V24H170ZM89 24V23H88ZM112 24V23H111ZM133 24V23H132ZM149 24V23H148ZM163 24V23H162ZM166 24V23H165ZM168 24V25H169ZM114 25V24H113ZM158 25V24H157ZM167 25V24H166ZM167 25V26H168ZM173 25V24H172ZM131 26V27H132ZM165 26V25H164ZM166 26V27H167ZM189 26V30H187V27ZM110 27H112L111 25H110ZM158 27V26H157ZM169 27H170V25H169ZM183 27V30H184V28L186 27V30H184V31H187L188 33H185L183 30H181V28ZM133 28V29H134ZM165 28V27H164ZM114 31V33H113V31ZM118 30H119V28H117ZM116 29V30H117ZM150 29V30H151ZM169 29V28H168ZM168 29H166V31H161V33H163V35H167L168 34ZM170 29H171V27H170ZM108 30H110V31H108ZM117 30V31H118ZM161 30V29H160ZM174 30V29H173ZM116 31V32H117ZM124 31H126V30H124ZM128 31V30H127ZM153 31V30H152ZM156 31H158V29H156ZM156 31H155V33H156ZM100 32V33H99ZM107 32H110V33H107ZM119 32V31H118ZM141 32H139V33H141ZM148 32V31H147ZM160 32V31H159ZM54 33V32H53ZM123 33V32H122ZM124 33H126V32H124ZM123 33V34H124ZM138 33V34H139ZM151 33V32H150ZM154 33V32H153ZM153 33H152V36H154L153 35ZM160 33V34H161ZM171 33H173V31H171ZM49 34V33H48ZM98 34H101V35H99V39L98 38H96L97 36H98ZM117 34V33H116ZM121 34V33H120ZM130 34V33H129ZM131 34H133V33H131ZM158 35H159V33H157ZM156 34V35H157ZM169 34H170V31H169ZM187 34V35H186ZM97 35V36H96ZM107 35V36H108ZM137 35V34H136ZM142 35V34H141ZM140 35V37H142ZM147 35V34H146ZM148 35H150V34H148ZM157 35V36H158ZM185 35H186V37H185ZM194 35V36H195ZM239 35H241V37H242V39H249V44H246L245 46H240V47H236V40H235V38L236 39H238L237 37ZM54 35H52V37H53ZM127 36V35H126ZM129 36H131V35H129ZM145 36V35H144ZM143 36V37H144ZM168 36V35H167ZM176 36L174 37V38H176ZM194 36L192 35V39H195L194 38ZM51 37V36H50ZM51 37V38H52ZM105 37V36H104ZM103 37V38H104ZM118 37V36H117ZM133 37V36H132ZM131 37V38H132ZM139 37V38H140ZM147 37V36H146ZM146 37H145V40H146ZM151 37V36H150ZM160 37V38H159ZM158 38H157V40L155 39V40H153V41H151V39H150V42L149 41H147V42H149L151 45H150V47H149V45H147V42H145L146 43V47L147 48H149L148 50H150L151 51V53L152 52H157V51H159L160 50V47H162V45L164 44V42H163V40L164 39H162V35H160ZM190 37V36H189ZM102 38V39H103ZM106 38V37H105ZM104 38V39H105ZM109 38V37H108ZM119 38V37H118ZM120 38H122V37H120ZM126 38V37H125ZM134 38V37H133ZM147 38H149V37H147ZM168 38L170 39V38H172V39H174L173 38V36H171L170 37V35L168 36ZM117 39V38H116ZM115 39V40H116ZM171 39V40H172ZM191 39V40H192ZM241 39V38H240ZM106 40V39H105ZM108 40H110V39H108ZM107 40V41H108ZM111 40H113V39H111ZM135 40V39H134ZM144 40V39H143ZM170 40V42H172ZM197 40V39H196ZM107 41H105V42H107ZM136 41V40H135ZM134 41V42H135ZM165 44H166V46H167V44H168V42H167V40L165 39ZM187 41H188V39H187ZM195 41V40H194ZM127 42H128V40H127ZM152 42V43H151ZM169 42V43H170ZM174 42V41H173ZM172 42V43H173ZM190 43H191V41H189ZM188 42V43H189ZM101 43V42H100ZM116 43V42H115ZM115 43H112V45L110 46L111 48H113V49H117V47H118V45H121L120 44V42H119V44H115ZM121 43H123L122 42V40H121ZM137 43H138V41H137ZM140 43V42H139ZM138 43V44H139ZM163 43V44H162ZM177 44H178V42H176ZM185 43H186V45H185ZM196 43V42H195ZM86 44V45H87ZM107 44H108V42H107ZM110 44V43H109ZM137 44V46H140V44H142V43H140L139 45ZM144 44V43H143ZM85 45V46H86ZM102 45H103V43H102ZM101 45V46H102ZM105 45H106V43H105ZM104 45V46H105ZM133 45H134V43H133ZM132 45V43H131V46H133ZM135 45H136V42H135ZM145 45V44H144ZM171 45V47L174 45H172V44H170ZM192 45L193 44H191V47H192ZM47 46V45H46ZM85 46H81L82 47V49H81V47L79 48V49H81V51L80 50H78L79 51V54H80V52H84V49H86L85 48ZM88 46V47H89ZM107 46V45H106ZM105 46V47H106ZM126 46V45H125ZM136 46V47H137ZM165 46V47H166ZM169 46V45H168ZM186 46V47H185ZM78 47V48H77ZM130 47V46H129ZM133 47H135V46H133ZM145 47V46H144ZM170 47V49H168V48H166L165 50H167L168 52H169V50L171 51V54H174V53H172V48ZM177 47H176V51H178L177 50ZM76 48V49H75ZM102 48H103V46H102ZM109 48V47H108ZM107 48V49H108ZM121 48V47H120ZM131 49L130 50H132V47H130ZM143 48V47H142ZM141 47H140V50H138V51H141V49H142ZM147 48H144L145 50L147 49ZM194 48L195 47H193V50H194ZM46 49V48H45ZM94 49V48H93ZM119 49V48H118ZM135 49V48H134ZM139 49V48H138ZM159 49V50H158ZM175 49V48H174ZM186 49H188V48H186ZM186 49H183L182 51L184 52V50H186ZM235 49V51L236 52H234L233 50ZM112 50V49H111ZM123 50V49H122ZM128 50V53L130 54V51H129V48L127 49ZM162 50V49H161ZM45 51H47V49L45 50ZM90 51V50H89ZM88 51V52H89ZM108 51V50H107ZM118 51V50H117ZM136 51V50H135ZM138 51H136V52H134L135 53V55H136V53H142V52H138ZM173 51H175V50H173ZM180 51V50H179ZM178 51V52H179ZM188 51H190V49H188ZM233 51V52H232ZM75 52V53H76ZM87 52V53H88ZM100 52V51H99ZM145 52H149V51H145ZM178 52H175V53H178ZM258 52V53H257ZM44 53V52H43ZM48 53V52H47ZM50 53V52H49ZM86 52H85V54H87ZM127 53V51L125 52V54ZM127 53V54H128ZM133 53V54H134ZM187 53V51L185 52V54ZM257 54L256 56L254 55V54ZM92 54V53H91ZM101 54V53H100ZM99 54V55H100ZM118 54V53H117ZM116 54V55H117ZM133 54H130V56L131 55H133ZM147 54V53H146ZM161 54V53H160ZM182 54V53H181ZM184 54V53H183ZM190 54H191V52H190ZM45 55V54H44ZM44 55H42V56H44ZM75 55V54H74ZM74 55H72V57L74 56ZM76 55H77V53H76ZM80 55H83V53L82 54H80ZM102 55V54H101ZM138 56H139V54H137ZM152 55V54H151ZM156 55H158V53L156 54ZM178 55V54H177ZM177 55H175V57L177 56ZM41 56V57H42ZM69 56V55H68ZM71 56V55H70ZM106 56V55H105ZM104 56V57H105ZM122 56V55H121ZM129 55L128 56H126V57H123V59L121 60V62L124 60V58H127V57H130ZM138 56H135L134 57V59L133 58H130V61H131V59L134 61L135 59H137V57ZM142 56V55H141ZM148 56V55H147ZM150 56V55H149ZM154 56V55H153ZM164 56H166V52H165V55ZM183 56V55H182ZM262 56H264V55H262ZM46 57V56H45ZM48 57H51V59H53L52 58V56H48ZM67 57V56H66ZM78 57H80V58H83V57H81V56H78ZM100 57V56H99ZM114 57H116V58H118L117 56H115V55H113V58ZM119 57H120V55H119ZM142 57H145V56H142ZM155 57V56H154ZM183 57V58H184ZM255 57V58H254ZM70 59H71V57H69ZM79 58V60L81 61L82 59H80ZM85 58H86V55H85ZM89 58V57H88ZM106 58V57H105ZM111 58V57H110ZM140 58V57H139ZM149 58H152V57H148V59ZM170 58V61H172L173 59H174V57H171V56H168V59ZM179 58V57H178ZM46 59H47V57H46ZM49 59V58H48ZM97 59V58H96ZM118 59H121V57L120 58H118ZM144 59V58H143ZM153 59V58H152ZM152 59H151V62H152ZM155 59V58H154ZM153 59V60H154ZM165 59H167V57H165ZM176 59H177V57H176ZM180 59V58H179ZM182 59V58H181ZM180 59V60H181ZM261 59V58H260ZM42 60H43V58H42ZM65 60V59H64ZM76 60H77V58H76ZM88 60V59H87ZM98 60V59H97ZM103 60V59H102ZM107 60V59H106ZM105 60V61H106ZM128 60V59H127ZM126 60V61H127ZM147 60V59H146ZM145 60V61H146ZM158 60V59H157ZM175 60V59H174ZM202 60V61H201ZM263 61H264V59H262ZM44 61V60H43ZM46 61H48V60H46ZM49 61H50V59H49ZM48 61V62H49ZM53 61V60H52ZM60 61V60H59ZM73 61V60H72ZM79 61V62H80ZM96 61V60H95ZM110 61V60H109ZM113 61V60H112ZM110 62V63H114L115 64V62H116V64H118L117 63V61H115V59H114V62ZM129 60H128V62H130ZM136 61H138V60H136ZM160 61H162V60H160ZM164 61V60H163ZM179 61V60H178ZM259 61H261V60H259ZM42 62V61H41ZM51 62V61H50ZM61 62V61H60ZM66 62V61H65ZM68 62V61H67ZM67 62L65 63L66 64V68H67ZM74 62V61H73ZM82 62H83V60H82ZM93 62V61H92ZM98 62V61H97ZM99 62H101V61H99ZM107 62V61H106ZM119 62H120V60H119ZM120 62V63H121ZM128 62H126V64L128 63ZM168 62V61H167ZM166 62V63H167ZM175 62H177V60H175L174 61V64H175ZM179 62H181V61H179ZM45 63H47V62H45ZM55 63H57V62H55ZM54 63V64H55ZM59 63V62H58ZM58 63L55 65L56 67H57V65H58ZM62 64L64 63L63 61L61 62ZM68 63H71V62H68ZM81 63V62H80ZM84 63H86V62H84ZM102 63H105V62H103L102 61ZM108 63V62H107ZM119 63V64H120ZM145 63V62H144ZM147 63H148V61H147ZM150 63V62H149ZM62 64H60L61 66H62ZM72 64H74V63H71L70 65L68 64V69L70 70V69H73V67L71 68V65ZM77 64H78V61H77ZM94 64H96V63H94ZM115 64V65H116ZM137 64H139V63H137ZM165 64V63H164ZM171 64V63H170ZM173 63H172V65H174ZM33 65V64H32ZM43 65V64H42ZM75 65H76V61H75ZM92 65V64H91ZM99 65V64H98ZM97 65V66H98ZM102 65V64H101ZM106 65V64H105ZM111 65V64H110ZM121 65H125V62H123V63H121ZM142 65V64H141ZM166 65V64H165ZM172 65H171V67H172ZM178 65H179V63H178ZM262 65V70H261V78H262V80L264 81V63L263 64H261ZM48 66V65H47ZM46 66V67H47ZM50 66V65H49ZM51 66H54V65H51ZM61 66H59V67H61ZM77 66V65H76ZM80 66V65H79ZM93 66V65H92ZM109 66V65H108ZM131 66V65H130ZM134 66H136V64L134 65ZM138 66V65H137ZM136 66V67H137ZM143 66V65H142ZM155 66H156V64H155ZM180 66V65H179ZM179 66H177V67H179ZM29 67V66H28ZM56 67H55V70H56ZM84 67H85V65H84ZM87 67H88V65H87ZM86 67V68H87ZM99 67H101L100 65H99ZM106 67V66H105ZM105 67L103 66V68L105 69ZM109 67H114V65L113 66H109ZM107 68V69H110V68ZM116 67H120V65L119 66H116ZM115 67V70L116 69H118V68H116ZM124 67V66H123ZM132 67V66H131ZM161 67V66H160ZM163 67H164V65H163ZM170 67V68H171ZM29 68H31V67H29ZM33 68V67H32ZM35 68H37V69H33V70H29V69H27V70H29V71H27L28 72V76H26V77H24V78H26V82H25V84L27 85V87H29L30 86V84L31 83H33V84H35V83H37V85L39 86V88H40V86H41V88H42V93L43 92H45V90H48V91H50L51 89L53 90L54 88H56V87H60L61 85H63L64 83H66V81H64L61 77H59V76H62V74L60 73L61 72V70H62V72H64L65 70V68L63 69H61V70H59L58 69V73L60 74L59 76L57 75L58 73H55L54 71V69H53V71H51V68H50V72H46V71H43V69H40L39 68V66H37V67H35ZM42 68H45V67H42ZM49 68V67H48ZM77 68H79L78 66H77ZM93 68V67H92ZM95 68H98V67H95ZM102 68V69H103ZM125 68H126V66H125ZM127 68H128V66H127ZM132 68H134V67H132ZM132 68H131V70H132ZM138 68H140V67H138ZM162 68V67H161ZM161 68H159L160 70H161ZM176 68V67H175ZM75 69H76V67H75ZM75 69H73L74 71H75ZM91 69V68H90ZM100 69V71H101V68H99ZM103 69V70H104ZM124 69V68H123ZM142 69V68H141ZM152 69V70H151ZM173 69V68H172ZM177 69V68H176ZM260 69V68H259ZM258 69V70H259ZM45 70V69H44ZM64 70V71H63ZM72 70V71H73ZM80 70V69H79ZM102 70V71H103ZM110 70H112V68L110 69ZM120 70H121V67H120V69H118L117 71L119 72V73H121L120 72ZM130 70V71H131ZM134 70H136V69H134ZM139 70V69H138ZM165 70H166V68H165ZM250 70V69H249ZM57 71V70H56ZM60 71V72H59ZM68 71V70H67ZM77 71V70H76ZM87 71V70H86ZM95 71V70H94ZM99 71V70H98ZM106 71V70H105ZM104 71V72H105ZM108 71V70H107ZM113 71H114V69H113ZM116 71V72H117ZM122 71H124V70H122ZM126 71V70H125ZM129 71V72H130ZM193 71H195L194 73H193ZM247 71V70H246ZM252 71H254V69H252ZM256 71V70H255ZM26 72V73H27ZM70 72V71H69ZM127 72V71H126ZM125 72V73H126ZM129 72H127V73H129ZM134 72V71H133ZM137 72V71H136ZM133 73V75L134 74H137V73H139V72H141V71H139V72H137V73ZM159 72V74L157 75V73ZM214 72L216 73V76L215 77H213L215 74H214ZM88 73H90V71H89V69H88ZM97 73H99V72H97ZM107 73V72H106ZM106 73H104V75H107ZM141 73H143V72H141ZM167 73V72H166ZM180 73V72H179ZM214 75H213V74ZM245 73V72H244ZM256 73V72H255ZM255 73H253V74H255ZM259 73H260V71H259ZM64 74H65V72H64ZM74 74H75V72H74ZM84 74V73H83ZM129 74H131V73H129ZM129 74H128V77H130L129 76ZM164 74V75H163ZM23 75V74H22ZM70 75H72V74H70ZM98 76L100 75V74H97ZM96 75V76H97ZM101 75H103V73L101 72ZM103 75V76H104ZM108 75H111V74H108ZM105 76L106 78H110V76ZM118 75V74H117ZM138 75V74H137ZM140 75H142V74H140ZM140 75H139V77H140ZM175 75V74H174ZM179 75V74H178ZM213 75V76H212ZM241 75V74H240ZM246 75V74H245ZM249 75V74H248ZM256 75V74H255ZM24 76V75H23ZM90 76V75H89ZM95 76V77H96ZM97 76V78H99ZM102 76V77H103ZM115 76V75H114ZM119 76V75H118ZM211 76H212V78H211ZM251 76V75H250ZM73 77V76H72ZM78 77V76H77ZM83 77V76H82ZM102 77H100V79H102ZM125 79H126V75L124 74V76H123ZM127 77V78H128ZM146 77V76H145ZM229 77H231V78H229ZM243 77H245V76H243ZM242 76H241V79L243 78ZM249 77V76H248ZM79 78V77H78ZM80 78H81V76H80ZM87 78V77H86ZM90 78H92V77H90ZM89 78V79H90ZM96 78V79H97ZM116 78V77H115ZM119 78V77H118ZM120 78H122V76H120ZM132 75H131V80H132ZM135 78V77H134ZM134 78H133V80H134ZM138 78V77H137ZM229 78V79H228ZM234 78V77H233ZM251 78V77H250ZM260 78V77H259ZM260 78V79H261ZM69 79V78H68ZM83 79V78H82ZM81 79V80H82ZM93 79V78H92ZM95 79V80H96ZM114 79V78H113ZM125 79L123 80V82L125 81ZM153 79L155 80V81H153ZM169 79V78H168ZM179 79V78H178ZM211 79V80H210ZM214 79V80H213ZM236 79V78H235ZM241 79H239L240 81H242ZM253 79V78H252ZM251 79V80H252ZM87 80V79H86ZM98 80V79H97ZM97 80H96V82H97ZM121 79L119 80L120 81V83H121V81H122ZM127 80V79H126ZM132 80V81H133ZM136 80V79H135ZM146 80V79H145ZM181 80V79H180ZM239 80H237L238 81V83H239ZM254 80V79H253ZM24 81V80H23ZM75 81V80H74ZM84 82H85V80H83ZM89 80H87L86 82H88ZM93 81V83H94V79L92 80ZM102 81H105V80H102ZM118 81V80H117ZM147 81V80H146ZM147 81V82H148ZM164 81V80H163ZM165 81H167V78L165 79ZM211 81H213V83L211 82ZM245 81V80H244ZM68 83H69V80L67 81ZM79 82H80V80H79ZM84 82H81V83H83V85H84ZM115 82V81H114ZM141 82V81H140ZM247 82H248V80H247ZM24 83V82H23ZM67 83V84H68ZM89 83H91V80L89 81ZM98 83H100V82H97V84ZM104 83V82H103ZM107 83H109V82H107ZM160 83H162V82H160ZM179 83H180V85H179ZM238 83H237V85H238ZM242 83H243V81H242ZM252 83V82H251ZM31 85V86H36V84L35 85ZM86 84V83H85ZM115 84V83H114ZM150 84V83H149ZM166 84H167V82H166ZM165 84V85H166ZM244 84V83H243ZM243 84H240V86H242ZM250 84V83H249ZM77 85V84H76ZM87 85V84H86ZM86 85L84 86V87H86ZM102 85V84H101ZM105 85L107 86V84L105 83ZM105 85H104V87H105ZM124 85H125V83H124ZM123 85V86H124ZM148 85V84H147ZM151 85V84H150ZM161 85H163V83L161 84ZM216 85V84H215ZM233 85V84H232ZM236 85V84H235ZM246 85H247V83H246ZM66 86V85H65ZM82 86V85H81ZM89 86H90V84H89ZM93 86H95V85H92L91 87L93 88ZM98 86V85H97ZM113 86V85H112ZM126 86H127V84H126ZM164 86V85H163ZM230 86V85H229ZM228 86V87H229ZM64 87V86H63ZM108 87H110V86H108ZM107 87V88H108ZM122 87V86H121ZM129 86H127V88H128ZM131 87V86H130ZM213 87V88H212ZM217 87L215 86V88L217 89ZM245 87V86H244ZM246 87H248V89H250V92L249 93H245V95L247 96L248 94L250 95V97H252L254 94H253V91H254V89H256L255 88V86H251V88H249L250 87V85H248V86H246ZM26 88V87H25ZM33 87H30V89H32ZM38 88V91L41 89H39ZM87 88H88V86H87ZM95 88V87H94ZM94 88H93V90H94ZM112 88V87H111ZM123 88V87H122ZM125 88V87H124ZM214 88V89H215ZM232 88V87H231ZM28 89V88H27ZM73 90H75L74 88H72ZM80 89V88H79ZM79 89L77 90V87H76V90H77V92L79 91ZM89 89V88H88ZM96 89V88H95ZM98 89V88H97ZM130 89H132V88H130ZM133 89H135L136 90V86L133 88ZM133 89H132V91H133ZM230 89V88H229ZM93 90H87V89H85L84 90V88L82 87L81 88V90H80V92L77 94V95H75V94H73L71 97L69 96L70 95V93H68L69 95V99H68V101H66L65 102V100H64V102L65 103H61V105L62 106H59L60 108H64V109H67V110H69L68 112H69V117H68V119H69V121L73 124H71L70 123V125H72V126H74L75 124L77 125H75L76 126V128H78V125L79 124H77L78 122L80 123V121H81V119H85V118H87L89 115H92V114H94L93 112H95V113H97V111H98V113L99 112H101L100 110H98V109H101L102 108V112L101 113H99V114H103V110H104V108H106V106L105 105H107V102H105L104 101V103H105V105H104V108L103 107H101L102 105H103V103H101V101H103V99H106L104 96H102L100 93H99V91L97 92H95V91H93ZM99 90V89H98ZM101 90V89H100ZM125 90H126V88H125ZM218 90V89H217ZM219 90V91H220ZM232 90V89H231ZM47 91V92H48ZM102 91H103V89H102ZM111 91V90H110ZM131 91V92H132ZM137 91V90H136ZM181 91V92H180ZM249 91V90H248ZM23 92H24V89H23ZM29 92V91H28ZM71 92H72V90H71ZM76 92V93H77ZM101 92V91H100ZM106 92V91H105ZM104 92V93H105ZM233 92V91H232ZM61 93V91L59 92V94ZM222 92L220 91V94H221ZM226 93V92H225ZM225 93H224V95H225ZM231 93V92H230ZM23 94V93H22ZM31 94V93H30ZM29 94V95H30ZM34 94H36V93H34ZM48 94V93H47ZM72 94V93H71ZM86 94H88V95H86ZM103 94V93H102ZM136 93H135V91H134V94L132 93V94H130V96L131 95H135ZM220 94H219V97H220ZM232 94V93H231ZM37 95H38V93H37ZM213 95H211V98H212V96ZM233 95V94H232ZM235 95H237V94H235ZM249 95H248V98H249ZM18 96H20V95H18ZM32 96V95H31ZM46 96V95H45ZM48 96L49 95H47V98H48ZM54 96V95H53ZM63 96V95H62ZM67 96V95H66ZM67 96V97H68ZM84 96V98H86L85 96H87V98L86 99H82V97ZM136 96V95H135ZM223 96V95H222ZM230 96V95H229ZM238 97H239V95H237ZM245 96V97H246ZM22 97V96H21ZM43 97V96H42ZM56 97V96H55ZM67 97H65V98H67ZM108 97H107V99H108ZM205 97H207V95L205 96ZM209 97H210V95H209ZM226 97V96H225ZM225 97H223V98H225ZM227 97H228V95H227ZM237 97V98H238ZM242 97H244V95L242 96ZM254 97V96H253ZM41 98V97H40ZM47 98L45 97V98H43L44 100H47ZM52 98H54V97H52ZM51 97L50 98H48L49 100L50 99H52ZM57 98V97H56ZM60 98V97H59ZM59 98H57V99H59ZM121 98V97H120ZM123 98V97H122ZM211 98H208L207 100H210ZM215 98H216V96H215ZM218 98V97H217ZM236 98V99H237ZM255 98V97H254ZM62 99V98H61ZM64 99V98H63ZM115 99H117V100H115ZM132 99V98H131ZM141 99V98H140ZM227 99V98H226ZM228 99L229 100H227V102L225 103V104H221L220 102H222L221 100H219V103L221 104V105H223V107L222 106H220V107H218V100H217V102L216 101H214V98L211 100V101H214L215 103H212V102H210V101H206V103L204 104V106H205V113H207L208 115H213V117L214 118H216L215 116H217L218 118H220L219 116H224V118H225V115L229 112V111H232V109L230 110L229 108L231 107V106H234V105H236V104H240V102L238 103V100H236L234 97H228ZM245 99V98H244ZM243 99V100H244ZM250 99V98H249ZM253 99V98H252ZM124 100V99H123ZM134 100V99H133ZM206 100V99H205ZM242 100V101H243ZM247 100V99H246ZM52 101L54 102L55 101V104H53L52 103ZM60 101V100H59ZM202 101V100H201ZM200 101V103L202 104L203 102H201ZM245 101V100H244ZM243 101V102H244ZM44 102V101H43ZM43 102H41V103H43ZM46 102V101H45ZM130 102V103H129ZM224 102V101H223ZM254 102V101H253ZM259 102V101H258ZM262 102V103H261ZM6 103V102H5ZM29 103V102H28ZM37 103V102H36ZM53 104V105H56L57 104V100H55V98L54 99H52L51 101H50V104ZM199 103V104H200ZM245 103H247V101L245 102ZM244 103V104H245ZM249 103V102H248ZM256 103V102H255ZM32 104V103H31ZM38 104V103H37ZM43 104H45V103H43ZM43 104H41V105H43ZM60 104V103H59ZM58 104V105H59ZM123 104V105H122ZM128 104H129V106L130 107H132L130 104H134V107H132V110L130 109V107L128 106ZM191 104V103H190ZM198 104V103H197ZM200 104V105H201ZM219 104V105H220ZM12 105V104H11ZM11 105H9V106H11ZM16 105V104H15ZM14 105V106H15ZM47 105H49V103L47 102ZM58 105H56V106H58ZM186 105H189V104H186ZM251 105H253V104H250V109H251ZM4 106V105H3ZM31 106V105H30ZM33 107H34V105H32ZM31 106V107H32ZM36 106V105H35ZM41 107L39 104L36 106V108H38V110L39 111H41V108H39V107ZM46 106V105H45ZM50 107H52L51 105H49ZM49 106L47 107V108H49ZM126 106H128L127 107V109H126ZM135 106H136V108H135ZM138 106V107H137ZM190 106V105H189ZM246 106V105H245ZM244 106V107H245ZM17 107V106H16ZM15 107V108H16ZM19 107V106H18ZM198 107V106H197ZM222 107V108H221ZM255 107L256 108H258V110H261L262 112H264V103H263V101H260V103L258 104H255ZM10 108V107H9ZM35 107H34V110L32 109V108H30L29 107V109H32V110H29V111H34L35 112V110L36 111H38L37 109H36ZM42 108H45L44 107V105H43V107ZM52 108H54V107H52ZM59 108V109H60ZM112 108V109H111ZM134 108V109H133ZM255 108V109H256ZM1 110H2V108H0ZM28 109V108H27ZM27 109H25L26 111H25V114L28 112L27 111ZM56 109V108H55ZM58 109V110H59ZM76 109H79L80 111H82V113H80V115L79 114H77L78 116H80L78 119H76V113L77 112H73L74 110H76ZM130 110V111H126V110ZM235 109H237V111H238V109H239V107L237 108V105H236V108L234 107V111L236 112V110ZM244 110H245V108H243ZM242 109V110H243ZM249 109V108H248ZM254 109V108H253ZM10 110H12L11 111V113H9L10 114V116H8V113H7V111L5 112V113H7V115H3L5 118L8 116L9 117V119L11 118V121H12V116H15V115H18V116H20L19 115V113L21 112V109H18L17 108V112H19V110H20V112L19 113H16L15 111H13V109H10ZM44 112H45V114H46V110L47 109H42ZM52 109H50V111H51ZM198 111H200V109L198 108L197 109ZM203 110V109H202ZM49 111V110H48ZM78 111V110H77ZM88 111H93L92 113H88ZM198 111H196V112H198ZM246 111H247V109H246ZM256 111H257V109H256ZM23 112V111H22ZM21 112V113H22ZM61 112V109L58 111V113H60ZM72 112L74 113V114H72ZM105 112H107V111H105ZM189 112V111H188ZM4 113V114H5ZM31 113H33V112H31ZM31 113H28V114H31ZM37 114L36 115H38L39 113H43V112H36ZM51 113V112H50ZM89 114V115H87V117H86V114ZM108 113V112H107ZM204 113V115L206 116V114ZM231 113V114H230ZM234 113V112H233ZM238 113H240L239 111H238ZM28 114H26V115H28ZM54 115H55V113H53ZM111 114V113H110ZM135 114L136 115H138L137 116V121H135V120H132V118L134 119V117H135ZM235 114V113H234ZM255 114V113H254ZM259 114V113H258ZM24 115V114H23ZM22 115V116H23ZM49 115H52V114H49ZM95 115V114H94ZM94 115H92V116H94ZM190 115V114H189ZM196 115V114H195ZM195 115H193V116H195ZM228 115H230L231 116V118H232V116H234L233 114H232V112H229L228 113ZM227 115V116H228ZM38 116H40V115H38ZM38 116H35V117H38ZM44 116V115H43ZM56 116H58V114L56 115ZM100 116V115H99ZM183 116V115H182ZM257 116V115H256ZM7 117V118H8ZM27 117H29V115L27 116ZM27 117H25V119H24V117H21V119L23 120H29V118H31V121L27 124V122H26V124L24 123V120H23V123H24V126H23V124H22V122L18 119V122L20 123V126H21V129H19V124L17 123L16 125H18L17 127H18V129H19V131H24L23 133H18V134H14V136H12L11 134L9 135L10 137L12 136L13 137V140H12V144L14 145V144H20V143H22V142H25V140H27L28 138H29V136H31V133H29L30 131H37V132H42V133H46L48 136V140L47 139H45V140H43V139H41V141L43 140L44 142L42 143V147L43 148H45V149H48V150H54V153H53V155H54V157H56V159H58V158H60V157H62V155H63V152L61 151L62 149H61V147L64 145H66L67 143H70V139L69 138H67L68 139V141L67 142H65V140L64 141H62L61 139H63V137L64 138H66V132L67 131H69L68 129H67V131L65 130V127L66 126H61V123L58 121V123H57V121L55 120V122L57 123H55L54 121H53V119H56L55 117H53V118H49V120L50 121H45V123H43V125L42 126H40V125H38V124H36L35 125V122L34 121H36V118L34 117V115H33V118L32 117H29L28 119H26ZM41 117H42V115H41ZM91 117V116H90ZM187 117H189V116H187ZM192 116L190 115V118H191ZM203 118H204V116H202ZM213 117H211V119H209L210 121L211 120H213L212 118ZM249 117V116H248ZM247 117V119H249ZM255 117V116H254ZM259 117V116H258ZM2 118V117H1ZM5 118L4 119H1V120H5ZM95 118H96V116H95ZM101 118V116L98 118V120ZM181 118V117H180ZM206 118V117H205ZM228 117H226V119H227ZM230 118V117H229ZM235 118V117H234ZM42 119H44V118H42ZM45 119H46V117H45ZM89 118H87L86 120H88ZM91 119V118H90ZM93 119H94V117H93ZM92 119V120H93ZM183 119H184V117H183ZM186 119H188V118H186ZM222 119L223 118H221V120L219 121L218 119V122L221 124L222 122ZM1 120H0V124L2 123V122H4V121H2L1 122ZM14 120V119H13ZM145 120H147V123L145 124ZM189 120V119H188ZM209 120H208V122H209ZM224 120V119H223ZM233 120V119H232ZM235 120H237V119H235ZM253 120H258V122H260V121H262V120H264V113L259 117V119H253ZM8 121H10V120H8ZM17 121V120H16ZM15 120H14V122H16ZM39 121V120H38ZM61 121V120H60ZM83 121V120H82ZM94 121H95V119H94ZM135 121V122H134ZM180 121H181V119H180ZM180 121H179V123H180ZM225 121H227V120H225ZM224 121V122H225ZM230 121V120H229ZM249 121H251V119L249 120ZM13 122V123H14ZM44 122V121H43ZM86 123H87V121H85ZM90 122V121H89ZM88 122V123H89ZM183 122L184 121H181V123L183 124ZM212 123H213V121H211ZM211 122H209V123H211ZM224 122L222 123V124H224ZM233 122V121H232ZM231 122V123H232ZM37 123V122H36ZM87 123V124H88ZM98 123V122H97ZM178 123V124H179ZM230 123V124H231ZM4 124V123H3ZM10 124V123H9ZM9 124H7L6 126H8V128L10 127L9 126ZM12 124V123H11ZM56 124V125H55ZM94 124V123H93ZM216 124V123H215ZM226 124V123H225ZM13 125V124H12ZM14 125H15V123H14ZM227 125V124H226ZM4 126V125H3ZM37 126H40V127H37ZM80 126V125H79ZM90 126V125H89ZM97 126V125H96ZM177 126V125H176ZM220 126H222V125H220ZM225 126V125H224ZM247 127H248V125H246ZM14 127V126H13ZM17 127H14L16 130H18L17 129ZM134 127H136L137 129H138V131H139V133H138V135L137 134H133L132 136H130L131 135V129H135ZM181 127V126H180ZM217 127H219V124L217 125ZM217 127H216V129H217ZM3 128V127H2ZM7 128V127H6ZM7 128V129H8ZM32 128V129H31ZM34 128V129H33ZM38 128V129H37ZM70 128V127H69ZM81 128H84V127H81ZM88 128V127H87ZM86 128V129H87ZM175 128V127H174ZM179 128V125H178V127H177V129ZM222 128V127H221ZM1 129V128H0ZM4 129V128H3ZM2 129V130H3ZM15 129H13V130H15ZM74 129H75V127H74ZM85 129V130H86ZM212 129V128H211ZM9 130V129H8ZM12 129H11V131H13ZM88 130V129H87ZM214 130H215V127H214ZM220 130V129H219ZM225 130H227V129H225ZM224 130V131H225ZM1 131V130H0ZM4 131V130H3ZM64 131H65V133H64ZM71 131V130H70ZM77 131V132H78ZM93 131H92V133H93ZM210 131V130H209ZM217 131V130H216ZM8 132V131H7ZM10 132V131H9ZM73 132H75L76 133V131H73ZM86 132V131H85ZM240 132V131H239ZM222 133V132H221ZM233 133H235V132H233ZM2 134H3V132H0V146L3 144V142H2V140H1V136H2ZM5 134V133H4ZM177 134H178V132H177ZM33 135H34V133H33ZM76 135V137H77V133L75 134ZM85 135H87V133L85 134ZM170 135V134H169ZM179 135H180V132H179ZM186 135V134H185ZM184 135V136H185ZM7 136V135H6ZM8 136V137H9ZM68 136V135H67ZM74 136V135H73ZM182 136V135H181ZM180 136V137H181ZM191 136V135H190ZM196 136V135H195ZM230 136H233V135H230ZM9 137V138H10ZM32 137V136H31ZM38 138H39V136H37ZM43 137V136H42ZM46 137V138H47ZM60 137H62L61 139H60ZM126 137H129V139L128 140H126V141H124L123 142V138H126ZM167 137V138H166ZM189 137V136H188ZM198 137V136H197ZM216 137V136H215ZM235 137V136H234ZM7 138V137H6ZM172 138V137H171ZM175 138H178L177 136H176V132H175ZM201 138V140L203 141V137H199V139ZM232 138V137H231ZM252 138V137H251ZM62 141H60V140ZM156 139H155V141H156ZM173 139V138H172ZM172 139L171 140H169L170 142H172ZM180 139V138H179ZM177 140L176 142H174L173 144H171L172 145V148L174 149V148H179V149H185V147H186V140L183 138V139H180V140ZM195 139H196V137H195ZM199 139H197V140H199ZM205 139H208V138H204V140ZM6 140V139H5ZM38 140V139H37ZM47 140V141H46ZM72 140V139H71ZM75 140V139H74ZM125 140V139H124ZM173 140H175V139H173ZM190 140V139H189ZM264 140V139H263ZM36 141V140H35ZM85 141V140H84ZM83 141V142H84ZM134 141H133V143H134ZM168 141V140H167ZM191 141V140H190ZM196 141V140H195ZM195 141H194V139H193V143H195ZM206 141V140H205ZM204 141V142H205ZM213 141V140H212ZM212 141H210V143L209 144H211V142ZM217 141V140H216ZM40 142V141H39ZM63 142H65V143H63ZM72 142V141H71ZM131 142V141H130ZM129 142V143H130ZM165 142H166V140H165ZM197 142V141H196ZM220 142H222V141H219L218 143H220ZM8 143L10 144V142L8 141ZM36 143V142H35ZM120 143H118V144H120ZM132 143V144H133ZM190 143V142H189ZM224 143V142H223ZM222 143V145H221V148L222 147H224V144ZM8 144V145H9ZM38 144V143H37ZM40 144V143H39ZM38 144V146H40ZM151 144V145H152ZM205 144V143H204ZM208 144V143H207ZM206 144V145H207ZM208 144V145H209ZM13 145H11V146H13ZM73 145V144H72ZM116 145V144H115ZM129 145V144H128ZM134 146H135V144H133ZM177 145V146H176ZM189 145V144H188ZM194 145H196V143L194 144ZM198 145H199V147H198ZM7 146V145H6ZM5 146V147H6ZM125 146H127V145H125ZM133 146V147H134ZM136 146H139V145H136ZM170 146V145H169ZM200 146H202L201 144H198V142H197V149H195L197 152H200V150H202V149H204V148H200ZM212 146V145H211ZM210 146V147H211ZM241 146V145H240ZM257 146V145H256ZM112 147H114V146H112ZM116 147V146H115ZM118 147V146H117ZM130 147H131V144H130ZM132 147V148H133ZM189 147H191L190 145H189ZM188 147V148H189ZM194 147V146H193ZM241 147H243V146H241ZM250 147V146H249ZM9 148H11L10 146H9ZM32 148V147H31ZM128 148H129V146H128ZM128 148H126V149H128ZM136 149V150H133V149ZM133 149H132V152L134 151H139V150H141L139 147H137V148H139V149H137L136 147H134ZM168 148V147H167ZM169 148H171V147H169ZM195 148V147H194ZM198 148H199V151H198ZM217 148H218V146H217ZM216 148V149H217ZM244 148L245 147H243V150H244ZM251 148V147H250ZM257 148V147H256ZM121 149V148H120ZM172 149V150H173ZM192 149V148H191ZM190 149V150H191ZM224 149V148H223ZM238 149V148H237ZM248 149V148H247ZM1 150H3V149H1ZM94 150H96L95 152H94ZM110 150V149H109ZM116 151H117V148L115 149ZM124 150V149H123ZM188 150V149H187ZM187 150H185V151H187ZM218 150H219V148H218ZM240 150V149H239ZM242 150V151H243ZM246 150V149H245ZM253 150V149H252ZM255 150L256 149H254V152H253V154L254 153H256L255 152ZM261 150V149H260ZM260 150L256 153V154H254L252 157H253V159H254V157H259V155L257 156V154L258 153H260V156H261V152H260ZM16 151V150H15ZM35 151H37V150H35ZM35 151H33L34 153H35ZM56 151V152H55ZM99 151V152H100ZM113 149H112V151H110L111 152V155H112V153H113ZM126 151V150H125ZM131 151V150H130ZM129 151V152H130ZM142 151V150H141ZM143 151H144V149H143ZM145 151H148V150H146L145 149ZM144 151V152H145ZM171 151V150H170ZM169 151V152H170ZM185 151H183V152H185ZM217 151V150H216ZM220 151V150H219ZM250 151V150H249ZM261 151H263V150H261ZM102 152V151H101ZM104 152V151H103ZM128 152V153H129ZM132 152H130V154L132 153ZM133 152V153H134ZM135 152V153H136ZM140 152V151H139ZM150 152V151H149ZM148 152V154L150 155V153ZM168 152V153H169ZM173 152V151H172ZM197 152H195V153H197ZM214 152V151H213ZM248 152V151H247ZM251 152V151H250ZM14 153V152H13ZM122 153V152H121ZM125 153V152H124ZM124 153H122V154H124ZM132 153V154H133ZM141 153V152H140ZM146 153V152H145ZM187 153H189L188 151H187ZM237 153V152H236ZM244 153V152H243ZM263 153H264V151H263ZM36 154V153H35ZM152 154V153H151ZM156 154V153H155ZM199 154V153H198ZM245 154H247V153H245ZM24 155V154H23ZM52 155V156H53ZM76 155V154H75ZM77 155H80V154H77ZM76 155V156H77ZM96 155V154H95ZM125 155V154H124ZM145 155V154H144ZM169 155V154H168ZM187 155V154H186ZM192 155V154H191ZM194 155V154H193ZM2 156V155H1ZM66 156V155H65ZM109 156V155H108ZM121 156V155H120ZM119 156V157H120ZM165 156V155H164ZM190 156V155H189ZM23 157V156H22ZM64 157V156H63ZM98 156H96V158H97ZM123 157V156H122ZM194 157V156H193ZM111 158V157H110ZM118 158V157H117ZM168 158H170V156L168 157ZM248 158V157H247ZM246 158V159H247ZM249 158H251V156L249 157ZM256 158H255V160H256ZM97 159H99V157L97 158ZM258 159V158H257ZM264 159V158H263ZM262 159V160H263ZM78 160H80V158L78 159ZM85 160H81L79 163L80 164H78V166L76 167V172L77 173H79L80 174V171H81V165H84L85 164ZM110 160V159H109ZM188 160V159H187ZM190 160V159H189ZM193 160V159H192ZM249 160V159H248ZM251 160H252V158H251ZM60 161V160H59ZM58 161V162H59ZM64 161H65V158H64ZM67 161V160H66ZM114 161V160H113ZM247 161V160H246ZM245 161V162H246ZM260 161V160H259ZM258 161V162H259ZM174 162H175V164H174ZM253 162V161H252ZM61 163V162H60ZM62 163H63V161H62ZM99 163V162H98ZM248 163V162H247ZM251 163V162H250ZM250 163H248V164H250ZM256 165H255V164ZM252 165H248L249 166V168H248V166L246 167L245 166V168H247L248 170L250 169L251 171L250 172H252V171H256V170H259V168L258 167H260V165L258 164V166H257V163L256 162H254ZM71 164V163H70ZM173 164H174V166L172 167V168H170L172 171H170V169L168 170V172L170 171V175H172L173 176V180H171V183H172V185H171V189L170 190H172V191H178L177 190V188H178V186H181V187H179V188H181V191L182 192H184L185 194H190L191 195V197L192 198H196V202L197 203H201L202 204V202H204V201H207L206 200V198H203L202 196H200L199 194L200 193H194V188L190 185V180H188L187 178H185V177H183L182 176V174H181V168H180V164H178L177 163V161L174 159V161H173ZM241 164H242V162H241ZM64 165H65V163H64ZM68 166V165H67ZM242 166V165H241ZM146 167V166H145ZM167 168V167H166ZM164 169V168H163ZM70 170V169H69ZM127 170V169H126ZM167 170V169H166ZM243 170V169H242ZM125 171V170H124ZM244 171V170H243ZM55 172V171H54ZM68 172V171H67ZM127 172V171H126ZM155 172V171H154ZM161 172V171H160ZM159 171H158V173H160ZM257 172V171H256ZM49 173V172H48ZM163 173H166L167 174V172H164L163 171ZM247 173H249L248 171H247ZM246 173V174H247ZM54 174V173H53ZM152 174V173H151ZM195 174V173H194ZM245 174V175H246ZM146 174H144V176H145ZM154 175V174H153ZM152 175V176H153ZM160 175H161V173H160ZM169 175V176H170ZM245 175H243L244 177H245ZM239 177V176H238ZM242 178V177H241ZM55 179H56V177H55ZM129 180V179H128ZM131 180V179H130ZM136 180V179H135ZM163 180V179H162ZM258 180V179H257ZM127 181V180H126ZM134 181V180H133ZM140 180H138V182H139ZM161 181V180H160ZM168 181V180H167ZM167 181H164V183L166 182L167 183ZM218 181V180H217ZM137 182V181H136ZM141 182V181H140ZM243 182V181H242ZM258 182V181H257ZM130 183V182H129ZM157 183H159V181L157 182ZM169 183V182H168ZM256 183V182H255ZM127 184V183H126ZM126 184H124L125 186H126ZM142 184H143V182H142ZM129 185V184H128ZM127 185V186H128ZM139 185H141V184H139ZM144 185V184H143ZM167 185V184H166ZM165 185V186H166ZM168 185H170V184H168ZM199 185H201V184H199ZM251 185V184H250ZM123 186V185H122ZM129 186H135V183H134V185L131 183ZM156 186V185H155ZM162 186V185H161ZM164 186V185H163ZM230 186V185H229ZM131 187V188H132ZM137 186H135V188H136ZM253 187V186H252ZM257 187V186H256ZM255 187V188H256ZM120 188H122V187H120ZM124 188V187H123ZM178 188V189H179ZM196 188V187H195ZM240 188V187H239ZM133 189V188H132ZM138 189V188H137ZM136 189V190H137ZM235 189V188H234ZM259 189V188H258ZM124 190V189H123ZM123 190H122V192H120L119 194H122L123 193ZM130 190V189H129ZM128 190V191H129ZM180 190V189H179ZM255 190V189H254ZM257 190V189H256ZM10 191V190H9ZM118 191H120V189L118 190ZM127 191V190H126ZM132 191V190H131ZM135 191V190H134ZM160 191V190H159ZM161 191H162V189H161ZM200 191V190H199ZM241 191V190H240ZM133 192V191H132ZM144 193H145V191H143ZM147 192V191H146ZM151 192V191H150ZM149 192V193H150ZM156 192V191H155ZM255 192V191H254ZM253 191H252V193L249 191L248 192V195L250 196L249 197V199H250V201H249V207L248 206H241L242 208H243V212L240 214V216H241V218L240 219H237V221L238 220H241L243 223H249L250 224V227H251V231H254L255 230V227L257 228L254 232L256 233V231L259 233V231L260 232H262L261 231V227H263V231H264V210H262L263 208L262 207H260L261 209L259 210V209H257L258 207L257 206H259V205H257L258 203H259V201H260V199L258 200L257 199V193L255 192V194H256V196H254L255 194H253L254 193ZM118 193V192H117ZM243 193H244V189H243ZM247 193V192H246ZM260 193V192H259ZM123 194H125V193H123ZM122 194V195H123ZM128 195H129V193H127ZM148 194V193H147ZM147 194H144L145 196L147 195ZM158 195L159 193H158V191L156 192V193H154V192H152V194L150 193V195ZM161 194V193H160ZM94 195V194H93ZM128 195H126L127 197H123V198H121L120 196H118L117 198H112V199H114V200H112L111 202H110V207H107V209H103L104 211L105 210H107L108 212L109 211H111V212H113V211H116L117 213H118V215H122L123 213V209L122 210H120V206L121 205H124V204H126V203H128V202H130V201H132V199L134 200V196H137V193H136V195H133V197H132V195L131 196H128ZM138 195H140V194H138ZM141 195H143L142 193H141ZM143 195V196H144ZM150 195H149V197H150ZM156 195V196H157ZM162 195V194H161ZM202 195H204V193L202 194ZM246 195V194H245ZM247 195V196H248ZM262 195V194H261ZM142 196V197H143ZM144 196V197H145ZM194 196V197H193ZM209 196V195H208ZM116 197V196H115ZM138 197V196H137ZM140 197V196H139ZM141 197V198H142ZM148 197V195H147V198H149ZM155 197V196H154ZM153 196H152V200H160V199H163V200H165V198L166 199H169L170 200V198L169 197H167V195L166 196H158V198H156V199H153L154 198ZM170 197H172V196H170ZM173 197H175V199H176V196H173ZM172 197V198H173ZM221 197V196H220ZM263 197H264V195H263ZM226 198V197H225ZM232 198V197H231ZM143 199H145V198H143ZM175 199H171V200H173V203H175L174 205H173V208H174V210H178V212H179V216L181 217L182 215H186L185 214V211H186V207H185V211L183 212V209H179V208H181L182 207V203H183V201H182V205L181 204H179V202L176 200L175 201ZM200 199V200H199ZM110 200V199H109ZM136 200H137V198H136ZM147 200V199H146ZM178 200H179V197H178ZM183 200V199H182ZM208 200H209V198H208ZM99 201V200H98ZM105 201V200H104ZM222 201V200H221ZM227 201V200H226ZM262 201V200H261ZM139 202V201H138ZM137 202V203H138ZM195 202V201H194ZM195 202V203H196ZM225 202V201H224ZM104 203H106V202H104ZM141 203V202H140ZM139 203V204H140ZM143 203V202H142ZM159 203V202H158ZM186 203V202H185ZM190 203H192V202H190ZM194 203V204H195ZM206 203H208V202H206ZM205 203V204H206ZM134 204V203H133ZM133 204H132V206H133ZM99 205V204H98ZM224 205V204H223ZM262 205V204H261ZM127 206V205H126ZM169 206V205H168ZM184 206H186V205H184ZM230 206V205H229ZM76 207V206H75ZM130 207V206H129ZM139 206L138 205H134V208H138ZM196 207V206H195ZM246 207H248L247 209H248V212H249V215H251V217L249 216V215H247L246 216V213H248L246 210L247 209H245ZM147 208V207H146ZM169 208H170V206H169ZM168 208V209H169ZM171 208H172V206H171ZM184 208V207H183ZM187 208L189 209V205L187 206ZM76 209V208H75ZM78 209V208H77ZM76 209V210H77ZM145 209V208H144ZM148 209V208H147ZM154 209V208H153ZM167 209V210H168ZM187 209V210H188ZM197 209V208H196ZM199 209V208H198ZM203 209V208H202ZM231 209V208H230ZM79 210V209H78ZM102 210V215H104L103 214V211ZM140 211L142 210V208L141 209H139ZM146 210V209H145ZM227 210H229V209H227ZM144 211V210H143ZM154 211V210H153ZM169 211V210H168ZM100 212V211H99ZM128 212V211H127ZM139 211H137V213H138ZM149 212V211H148ZM157 212V211H156ZM196 212V211H195ZM245 212V213H244ZM101 213V212H100ZM105 213V212H104ZM110 213V212H109ZM126 213V212H125ZM142 213V212H141ZM147 213V212H146ZM158 213H159V210H158ZM167 213V212H166ZM187 213V212H186ZM211 213H212V211H211ZM226 213V212H225ZM106 214V213H105ZM128 214H129V212H128ZM162 214V213H161ZM221 214V213H220ZM223 214H224V212H223ZM239 214V213H238ZM100 216V214H99V216L100 217H102V219L105 217H103V216ZM107 215V214H106ZM133 216H131L129 219H130V221H129V223H131V224H133V223H135V225H138V226H140V224H138V218L141 216H135V213L134 214H132ZM137 215V214H136ZM147 215V214H146ZM157 215V214H156ZM168 215H169V213H168ZM176 215V214H175ZM188 215V214H187ZM186 215V216H187ZM201 215V214H200ZM124 216L125 215H123V218H124ZM144 216V215H143ZM150 216V215H149ZM189 216V215H188ZM136 217H138V218H136ZM142 217V216H141ZM162 217H163V215H162ZM172 216L170 215V217H166V216H164L163 217V219H161V216L159 217L158 216V218H160V220L161 221H158L157 219V222L156 223H158L157 225H158V231H159V229L160 228H162V226H163V224L164 223H167L168 225V227L169 228H176V226H178L179 225V221H178V223H177V221L175 222L172 218H171ZM182 217H184V219H185V216H182ZM250 217V218H249ZM98 218V216L96 217V219ZM122 218V216H121V220L123 219ZM147 218V217H146ZM164 218H167V219H164ZM233 218H235V217H233ZM94 219H95V217H94ZM108 219V218H107ZM181 219V218H180ZM98 220V219H97ZM99 220H101V219H99ZM143 220V219H142ZM197 220V219H196ZM218 220V219H217ZM216 220V221H217ZM229 220H232V219H229ZM228 220V221H229ZM235 220V219H234ZM82 221V220H81ZM152 221V220H151ZM150 221V222H151ZM184 221V220H183ZM192 221H193V219H192ZM201 221V220H200ZM215 221V222H216ZM236 221V224L237 223H239V222H237ZM87 222V221H86ZM99 222V221H98ZM111 222V221H110ZM147 222V221H146ZM185 222H188V221H185ZM208 222V221H207ZM210 222V221H209ZM212 222V221H211ZM210 222V224H209V226H210V228H207L208 229V232L209 231H211V230H213V231H211L210 233H211V235L210 236H212V234L214 233V230H215V228H218V227H221L222 225H223V223H221V221H220V223H217V224H215V222L214 223H211ZM223 222V221H222ZM225 222V221H224ZM139 223H141V222H139ZM145 223V222H144ZM180 223H181V221H180ZM191 223V222H190ZM193 223V222H192ZM199 222L197 221V224H198ZM241 223V222H240ZM242 223V224H243ZM28 225L26 226V228H25V230L22 232L21 231V233L23 234L22 235V238L23 239H25V240H23L24 242H25V244H28V242H29V244L33 247L36 243H39L38 241H39V239H40V236H39V233H38V229H37V224L35 223V221H34V223L33 222H30V223H27ZM109 224V223H108ZM143 224V223H142ZM183 224H184V222H183ZM207 224V223H206ZM232 224V223H231ZM233 224H235V223H233ZM232 224V225H233ZM241 224V225H242ZM9 225V224H8ZM26 225V224H25ZM86 225V224H85ZM98 225V224H97ZM100 225H101V230L103 231V228L105 227V225H103V223L101 224V221H100ZM103 225V226H102ZM107 225V224H106ZM111 225V224H110ZM113 225V224H112ZM134 225V226H135ZM156 225V224H155ZM156 225V226H157ZM181 225V224H180ZM179 225V226H180ZM184 225H186V224H184ZM184 225H182V226H184ZM231 225V226H232ZM240 225V226H241ZM245 225V224H244ZM243 225V226H244ZM64 226V225H63ZM99 226V225H98ZM144 226V225H143ZM189 226H191L190 224H189ZM236 226V225H235ZM234 226V227H235ZM239 226V225H238ZM238 226H236V227H238ZM246 227L245 228H248L249 227V225H245ZM17 227V226H16ZM107 227V226H106ZM164 227V226H163ZM252 227H254V228H252ZM124 228V227H123ZM141 228V227H140ZM153 228V227H152ZM190 228V227H189ZM242 228H244V227H242ZM244 228V229H245ZM260 228V229H259ZM16 229V228H15ZM111 229V228H110ZM108 230V231H112V230ZM128 229V228H127ZM127 229H126V231H125V229H124V234H125V232H127ZM145 228H141L140 229V231L139 230H137L140 234L139 235H137V233L138 232H136V235H137V237L135 236L134 238H132L133 236H124V248H123V246H122V249L123 250H121L120 249V251H119V254H121L120 255V257L122 258V260L120 261V263L121 264H182V255H181V252H180V249L179 248H177L176 246H174V247H176V249H171L169 246V248L172 250V252L171 251H168V250H166L167 251V253H165V254H162V253H160V249L158 248L160 245H166V243L168 244V245H170L169 243H171L172 242V240H171V242H170V240H168V241H166V242H164L165 240H167L166 238V236H165V234L164 233H162V234H160V235H163V236H161L160 238H159V241L158 240H156V243H152V244H154V245H149L148 244V242H145L146 240H142V237H144L145 238V236H147V233L145 232V230H144ZM150 228L148 227V230H149ZM156 229V228H155ZM181 229V228H180ZM206 229V228H205ZM211 229V230H210ZM234 229H236V228H234ZM239 229V228H238ZM254 229V230H253ZM79 230V229H78ZM78 230H76V232L78 231ZM96 230V229H95ZM104 230H107V229H104ZM144 230V231H143ZM150 230H152V229H150ZM192 230V229H191ZM218 230V229H217ZM229 230H231V229H229ZM240 230V229H239ZM239 230H237V231H239ZM242 230V229H241ZM100 230L98 229V233H100L99 232ZM107 231V232H108ZM153 232H155L154 230H152ZM207 231V230H206ZM232 231H235V230H232ZM245 231H247V229L245 230ZM250 231V230H249ZM249 231H247L246 233L248 234V232ZM250 231V232H251ZM96 232V231H95ZM123 232V231H122ZM146 233V234H143V233ZM150 232V231H149ZM162 232H163V230H162ZM207 232V233H208ZM244 232V231H243ZM113 233V232H112ZM131 233V232H130ZM157 233V235H159L158 233H161V232H155L154 234H156ZM199 233V232H198ZM231 233V232H230ZM245 233V232H244ZM245 233V234H246ZM263 233V232H262ZM60 234V233H59ZM76 234V233H75ZM74 234V235H75ZM149 234V233H148ZM189 234V233H188ZM188 234H186V235H188ZM216 233H214V235H215ZM229 234V233H228ZM232 234V233H231ZM246 234V235H247ZM58 235V234H57ZM150 235H151V233H150ZM150 235H148V236H150ZM224 235H226V234H223V236ZM240 235H241V233L238 235V237H239V239H240ZM244 235V234H243ZM253 235V234H252ZM258 235V234H257ZM59 236V235H58ZM123 236V235H122ZM146 237V238H150V237ZM154 236V238H155V235H153ZM152 236V237H153ZM170 236V235H169ZM168 236V237H169ZM172 236V235H171ZM209 236V237H210ZM223 236H222V234H221V236L220 237H222L223 238ZM227 236H229V235H227ZM232 236V235H231ZM242 236V235H241ZM248 236V235H247ZM249 236H250V234H249ZM16 237H18V236H16ZM62 237V236H61ZM71 237V236H70ZM72 237H74V236H72ZM108 237V236H107ZM173 237V236H172ZM189 237V236H188ZM208 237V238H209ZM234 237V236H233ZM255 237H258V238H261L260 236H255ZM254 237V238H255ZM57 238V237H56ZM63 238V237H62ZM115 239H116V237H114ZM112 236H111V238H106V240L110 243H112V244H110V246H109V252H107L106 251V253H108L107 254V257H109L110 259H108L107 261H109V263L108 264H119V261L118 260H116L117 259V253H118V249H117V240L115 241V239H114ZM143 238V239H144ZM221 238V239H222ZM224 238H226V237H224ZM223 238V239H224ZM244 238H246V236L244 237ZM18 239V238H17ZM118 239V238H117ZM152 239V238H151ZM156 239H158V238H156ZM168 239H171V238H168ZM193 239H195V238H193ZM220 239V238H219ZM218 239V240H219ZM220 239V240H221ZM29 240V241H28ZM51 240V239H50ZM208 240H210V239H208ZM207 240V238H206V240H204L205 242V244H207V246L208 247H210V248H218V251H219V248H221V247H223L224 246V250H227V249H229V247L230 246H238L239 247V243L238 244H232L231 242H229L230 240H227L229 243H227V244H224V243H226V242H223V244H218L217 246L216 245H214V246H212V242H210V241H208ZM231 240H234L233 242H236L237 240L236 239H231ZM236 240V241H235ZM253 240V239H252ZM255 240V241H254ZM253 240V244H252V241H251V244H247V246L250 248V250H249V252L248 253H250L251 254V256H250V258H249V262H254L255 264H256V258H259L258 256L260 255V252H261V249H263V244H264V242L262 241V239H261V241H259V240H256V239H254ZM62 241H63V239H62ZM151 241H153V240H151ZM150 241V242H151ZM158 241V242H157ZM203 241V240H202ZM257 241H259V243H258V245H256V244H254V242L256 243ZM59 242V241H58ZM48 243V242H47ZM61 243V242H60ZM244 243V242H243ZM23 244V243H22ZM25 244H23V247L25 246ZM103 244H104V242H103ZM103 244H101L102 246H103ZM108 244V243H107ZM157 244V245H156ZM158 244H159V246H158ZM259 244H261V245H259ZM41 245H42V242H41ZM40 245V246H41ZM46 245V244H45ZM100 245V244H99ZM109 245V244H108ZM243 245V244H242ZM256 245V246H255ZM27 246V245H26ZM48 246V245H47ZM102 246H100V247H102ZM158 246V247H157ZM245 246H246V244H245ZM20 248H21V246H19ZM28 247H29V245H28ZM27 247V248H28ZM42 247V246H41ZM51 247V246H50ZM50 247H49V249H50ZM163 247V246H162ZM167 247V248H168ZM237 247V248H238ZM29 248H31V247H29ZM35 247H33V249L31 248V249H28L27 250V252L24 250L23 251V254H22V256L21 257H19L20 255H18L17 254V261H15V263H17V264H23V260L25 259H28L29 258V256H31V259L30 260H32V262H31V264H35V263H33V261H34V258L32 259V255H34L35 254V251H38V250H35L34 249ZM46 248V247H45ZM78 248H81V247H78ZM97 248V247H96ZM99 248V247H98ZM166 248V247H165ZM164 248V249H165ZM236 248V249H237ZM37 249V248H36ZM52 249H53V247H52ZM102 249V248H101ZM196 249V248H195ZM195 249H194V251H192L193 253H191V255L193 256V257H195V258H197V259H199L200 260V264H220L221 262L220 261H218L216 258H217V255L216 254H214V253H211V254H207V249H204L203 251H200V250H196L195 251ZM235 249V250H236ZM239 249V248H238ZM247 249V248H246ZM14 250V249H13ZM13 250H12V253H13ZM51 250V249H50ZM85 250V249H84ZM173 250L175 251V252H173ZM193 250V249H192ZM206 250V251H205ZM16 251V250H15ZM15 251H14V253H15ZM21 252H22V250H20ZM74 251V250H73ZM164 250H162L161 252H163ZM165 251V252H166ZM187 251H188V248H187ZM187 251H184V252H187ZM232 251H233V248H232ZM232 251L229 253V254H227V252H223L224 254H222V256H220L221 257V259H222V257H223V255H225V254H227V257H223V258H228L229 260H232V262L233 261H235L236 260V258L237 257H239V256H237L235 253H232ZM242 251V250H241ZM20 252V253H21ZM44 252V251H43ZM49 252V251H48ZM85 252V251H84ZM209 252H211V251H209ZM237 252V251H236ZM38 253V252H37ZM222 253V252H221ZM244 253H245V250H244ZM262 253V252H261ZM10 254V253H9ZM43 254V253H42ZM104 254V253H103ZM188 252H187V256H188ZM218 254V253H217ZM264 254V253H263ZM69 255V254H68ZM85 257L83 256L82 258V261H78V258H74L72 255H69V259L70 260H68V256L66 257L65 256V259L67 258V262H66V260H61L60 261V263L58 262V264H90V260L91 259H89V257H88V255H87V253H85ZM105 256H106V254H104ZM11 256V255H10ZM14 256H15V254H14ZM40 256H42V255H40ZM104 256V257H105ZM219 256V255H218ZM226 256V255H225ZM39 257V256H38ZM79 257V256H78ZM102 257V256H101ZM241 257H243V256H241ZM79 258H81V257H79ZM188 258H190V257H188ZM8 259V258H7ZM9 259H10V257H9ZM9 259H8V263H9ZM15 259V258H14ZM19 259V260H18ZM37 259V258H36ZM36 259H35V261H36ZM39 259H40V257H39ZM64 259V258H63ZM194 259V258H193ZM228 259H225V262H227V260ZM233 259H235V260H233ZM239 259V258H238ZM237 259V260H238ZM5 260H6V258H5ZM12 260V259H11ZM29 260V261H30ZM38 260V259H37ZM45 260H47V259H45ZM191 260H192V258H191ZM217 260V261H216ZM223 260V259H222ZM240 260V259H239ZM264 260V259H263ZM7 261V260H6ZM34 261V262H35ZM55 262H56V260H54ZM59 261V260H58ZM102 261V260H101ZM195 261H196V259H195ZM1 263H2V261H0ZM44 262V261H43ZM53 262V261H52ZM55 262H53V263H51V264H55ZM231 262V263H232ZM13 263H14V261H13ZM14 263V264H15ZM40 263V262H39ZM42 263V262H41ZM48 263H50L49 261H48ZM191 263V262H190ZM230 263V262H229ZM238 263V262H237ZM245 263V262H244ZM3 264H5V263H3ZM29 264H30V262H29ZM97 264H103V262H101V263H97ZM198 264V263H197ZM222 264H224V263H222ZM225 264H227V263H225ZM261 264V263H260Z\"/></svg>", "mask_w": 264, "mask_h": 264}, {"label": "crops", "instance_id": "obj_3", "mask_svg": "<svg viewBox=\"0 0 264 264\" xmlns=\"http://www.w3.org/2000/svg\"><path fill=\"white\" fill-rule=\"evenodd\" d=\"M96 167V166H95ZM93 168H94V166H93ZM100 188V187H99ZM104 192H107L108 191V189L106 188V186H104V190H103ZM105 194V193H104ZM79 216H80V214H78V215H75V214H73V216H72V220L74 221L75 219H78L79 220ZM40 218V219H39ZM38 219H37V229H38V231L39 232H41L42 233V231L43 232H45L44 230L46 229L45 228V226H44V228H43V226H42V216L41 217H39ZM68 245V246H67ZM66 245V247H64V249H65V253L64 254H62V256H64L65 254L66 255H68V254H71L74 258H79L80 257V252H79V249H78V247H79V245L80 244H67ZM96 244H88V255H89V257H90V259H91V257H93V256H95V254H96ZM78 249V250H77ZM74 250V251H73ZM79 256V257H78ZM31 259V258H30ZM30 259H26V260H23L22 262H23V264H29V262H30V264H31V262H32V260H30ZM30 260V261H29ZM13 261H14V263H15V261H17V259H12V260H10L9 259V263H8V260L6 261V260H2V263L0 262V264H3V263H5V264H14L13 263ZM15 264H17V263H15Z\"/></svg>", "mask_w": 264, "mask_h": 264}]
</instances>
